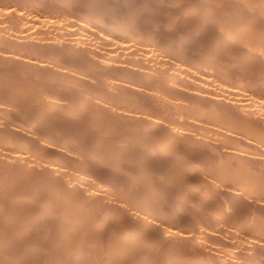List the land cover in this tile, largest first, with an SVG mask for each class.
<instances>
[{"label":"rangeland","instance_id":"374dc122","mask_svg":"<svg viewBox=\"0 0 264 264\" xmlns=\"http://www.w3.org/2000/svg\"><path fill=\"white\" fill-rule=\"evenodd\" d=\"M15 1L14 0H10V1L9 0H0V4H1L0 5V47H1L0 48V63H1V65H0V68H1V70H0V76H1L0 77V85H1L0 86V90H1L0 101H2V103L0 102L1 103L0 104V110H1L0 111V141L2 142V143L0 142V152H1L0 153V161H1L0 162V168H1L0 170H2L0 172V180L2 179V182L0 181V183H1L0 184V187H1L0 188V193H1L0 194V203H2V204H0V218H1L0 219V236H1L0 237V245H2L0 247V254L3 253L0 255V260H1L0 264H6V263L7 264H9V263L10 264H16L17 261H18L17 264H19V262H20V264H23V263L24 264H42V263L43 264H47V263L48 264H55V262L56 263L58 262L57 264H60V263L61 264H64V263L67 264L68 262H69L68 264H70V263L71 264H76V263L77 264H87V263L88 264H104V261L107 264H115L116 262L118 264H128V263L129 264H144V263L145 264H264V47H263L264 44H262V43H264V41H263L264 40V36H263L264 35V28H262L263 27L262 24L264 25V12H263L264 0H261V1L260 0H257V1L256 0H250L252 4L250 3L249 0H230V1L229 0H221V1H223V4L221 3V1L219 4L218 0H208L209 4L205 0H197V1L196 0H172V1L169 0V2L166 0H161V1L160 0H148V1L146 0V2H145V0H141L142 3L140 2V0H138V6H137V2H136L137 0L136 1L130 0L131 5H128L130 2L129 0H126L128 2H126L124 0H114L117 3H114L113 0H107L108 2L106 0H104V2H105L104 5L102 4L103 0H101L102 2L100 0H95L96 1L95 3L93 0H79L81 4L79 3L78 0H76V2H75V0H70L71 6H69L70 5L68 3L69 0H60L61 2L59 0H56L57 2L55 0H52V1H50V0H41V1L40 0H38V1L37 0H22V1L19 0L18 1L17 0L16 2ZM65 1H68V2L65 3ZM88 1H90L91 3ZM99 1L101 2V4H99ZM123 1L125 3H123ZM153 1H154V3H153ZM202 1L203 2L205 1V3H203ZM216 1H218V2H216ZM38 2H40V4ZM58 2H60V3H58ZM73 2L76 3V5ZM85 2L87 3V5ZM92 2L94 3V5ZM210 2L212 4V7H211ZM61 3L63 6L61 5ZM96 3L99 4L100 6H97ZM118 3H119V5H118ZM230 3H231V6H230ZM57 4H59V5H57ZM64 4H66L67 6ZM77 4L80 6H77ZM95 4H96V6H95ZM125 4H126V6H124ZM150 4H152V5H150ZM153 4H154V6H153ZM204 4H206V5H204ZM207 4H208V6H207ZM234 4H235V7H234ZM88 5L89 6L93 5L96 8H93V6H91L89 8V7H87ZM102 5H103V7H102ZM109 5H111V6H109ZM166 5H168L170 7L169 9L171 11L172 10L173 11L171 12L170 10H168V6H166ZM171 5L172 6L175 5V6L171 7ZM203 5H204V7H203ZM237 5H238V7H237ZM84 6H86V7H84ZM105 6L106 7L109 6V7H107V9L108 8L109 9L108 10H106V8L104 9ZM254 6H255V9L252 8ZM60 7H61V9H59ZM133 7H135V8H133ZM182 7H183V9H182ZM194 7H195V9H194ZM208 7H209V9H208ZM241 7H243V9ZM248 7H249V9H248ZM91 8H93L91 10V11H93V14H96V16L93 15L94 18L90 17V14L92 12L89 10ZM129 8L134 10V11L130 10ZM148 8H150V9H148ZM256 8L258 9V11H256L257 10ZM112 9H113V12L111 13ZM118 9H120V10H118ZM138 9H139V11L141 9V11L139 12ZM250 9H254V10H250ZM103 10H104V12H102ZM109 10H110V13H109ZM128 10H129V13H128ZM162 10H163V12H162ZM181 10H183V11L181 12ZM198 10H199V12H198ZM238 10H239L240 14L238 13ZM94 11H95V13H94ZM121 11H123V12L121 13ZM137 11H138V13H137ZM145 11H146V13H144ZM220 11H221V13H220ZM223 11H224V15H223ZM259 11H261V12H259ZM100 12L106 13V15L105 14L102 15ZM114 12L115 13L119 12L120 16H119V13L115 14ZM131 12H132V14H131ZM156 12H158V13H156ZM179 12L183 13V14H179ZM201 12H204V13H201ZM214 12H216V13H214ZM245 12L246 13L251 12V13L246 14ZM252 12H255V14H260V15L257 16ZM87 13H90V14H87ZM97 13H100V14H97ZM126 13L129 15L131 14L130 17ZM174 13L176 15H174ZM232 13H234V14H232ZM237 13L239 16L237 15ZM242 13H243V15H242ZM111 14H112V17H114V19L111 17ZM121 14L124 15V16L122 15L123 16L122 20H121ZM217 14H219V15H217ZM98 15L103 17V18L102 19L99 18V20H97L98 18H95V17H98ZM155 15L158 19L157 18L155 19ZM216 15L218 16L217 18H216ZM249 15H250V17H249ZM91 16H92V14H91ZM108 16H109V18H108ZM146 16H148V17H146ZM164 16L165 17L168 16V17L165 18ZM177 16L180 17V19L184 18V19H182L184 21L180 20ZM202 16H204V17H202ZM211 16L213 17V19ZM234 16H236V17L234 18ZM256 16H257V18H256ZM118 17H119V19H118ZM128 17L131 18L130 21H129ZM139 17L141 18L142 21L140 20ZM226 17H228L229 19ZM238 17L241 19L240 21H242V22H240V25H238L239 24V21H238L239 18ZM241 17H243V18H241ZM244 17H245V19H244ZM252 17H254V18H252ZM135 18L139 19L140 22L138 20H136ZM151 18H152V21H151ZM174 18L176 19V21ZM248 18H250V19H248ZM108 19H110V20H108ZM163 19H165V21ZM185 19H187V20H185ZM206 19L208 21L210 19V22L212 24H210V22H208ZM216 19H218V20L216 21ZM170 20H172L173 23H171ZM224 20H226L227 23H225ZM147 21H148V23H147ZM169 21H170V23H169ZM185 21H186V23H185ZM200 21H201V23H200ZM254 21H256V22H254ZM129 22H130V24H129ZM143 22H145L147 24H145ZM158 22H159V24H158ZM162 22L164 25L166 22L167 25L163 26ZM222 22H224V23H222ZM116 23H119V24H116ZM120 23H122V24H120ZM246 23H248V24H246ZM127 24L130 25L131 27L128 26ZM140 24L142 26L144 25L143 28L141 27ZM180 24H181V26H180ZM122 25H125V27ZM133 26H135L137 29ZM154 26H157V27H154ZM166 26H167V28H166ZM189 26H191L190 28H193V29H190ZM123 27H124V29H123ZM126 27H129V28H126ZM151 27L152 28L154 27L153 28L154 30H152ZM133 28H134V30H133ZM159 28H160V30H159ZM168 28H170V29H168ZM201 28H203V29H201ZM251 28H254V29H251ZM259 28H261V29H259ZM128 29H130V30H128ZM139 29H141L140 32H139ZM155 29H156V32L159 34H157L155 32ZM179 30H180V32H179ZM181 30L182 31L186 30L185 31L186 33L185 32L181 33L182 32ZM146 31H147V33H146ZM166 32H167V34H166ZM250 32H252V34ZM127 33H128V35H127ZM129 33L130 34L132 33L131 35L134 34L133 37ZM139 33H141V34H139ZM243 33L248 34L249 36L248 35L244 36ZM136 34H138L140 37L138 35L136 36ZM161 34L165 35V36L163 35L164 38L161 36ZM169 34H171V36ZM183 34L186 37V38L184 37V39H183ZM204 34L205 35L207 34V35L205 36ZM126 35L129 37V39H128V37H126ZM147 35L149 37H147ZM156 35H157V37H156ZM250 35H255V36L257 35V37L250 36ZM4 36H5V38H4ZM14 36L16 39H18V38L19 39L16 40L14 38ZM150 36H151V38H150ZM201 36H204V37H201ZM262 36H263V38H262ZM160 37L163 39L164 43L159 42V41H162V40L157 39ZM242 37H247L246 38L247 40L244 38L242 39ZM117 38L119 39L120 42L117 40ZM130 38L131 39L133 38V39L131 40ZM148 38H149V40H148ZM155 38L157 41H155ZM167 38H169V39H167ZM192 38L194 40H191ZM123 39H125V40H123ZM164 39H166L167 41ZM172 39H173V41H172ZM177 39L179 42L177 41ZM239 39L243 40V41H240ZM252 39H254V40H252ZM258 39H260V40L257 41ZM147 40H148V43L145 42ZM169 40H170V42H169ZM196 40L198 41V43ZM15 41H18V43ZM152 41H155L156 43L152 42ZM165 41L167 42L166 45L168 44L167 46L165 45ZM149 42L150 43L152 42V43L149 44ZM171 42L174 44H172ZM192 42H193V44H192ZM260 42H262V43H260ZM119 43H122V44H119ZM132 43L133 44L136 43V44L133 45ZM194 43H195V46H194ZM252 43H256V44H252ZM179 44H180V46H179ZM260 44H261V47H260ZM46 45H48V46H46ZM70 46H74L75 49H73ZM109 46H111V47H109ZM124 46L127 48H125ZM155 46H157V47H155ZM185 46L186 47L188 46L189 48L188 47L186 48ZM199 46H201V47H199ZM209 46H210V48H209ZM255 46H257V47H255ZM41 47H42V49H41ZM159 47H163V48L165 47V48L163 50V48H159ZM173 47H174V49H173ZM193 47L199 48L200 51L196 48L194 49ZM88 48H90V49H88ZM77 49L78 50L80 49L79 53L82 52L81 54L82 55L84 54L83 56H81V58H80V56L79 57L77 56V55H81L78 53ZM115 49H117V51H115ZM125 49H127V50H125ZM177 49H179V50H177ZM262 49H263V51H262ZM69 50H71V51L69 52ZM94 50L96 51L95 53H94ZM108 50L109 51L111 50V51L109 52ZM146 50H147V52H146ZM184 50L187 53H188V51L190 53L187 54ZM196 50H197L198 54L195 53ZM252 50H254L255 52ZM36 51H38V53ZM85 51H86V53H85ZM120 51L122 52V54ZM130 51H132V52H130ZM169 51H170V53H169ZM175 51L176 52L181 51V52L179 54L177 52V54H176ZM91 52H93V53H91ZM144 52H146V53H144ZM174 52H175V54H173ZM46 53H48V54H46ZM99 53L101 54L102 57L100 56ZM105 53H109V54L107 55ZM167 53H169V54H167ZM59 54H60V56H59ZM93 54H95V55H93ZM191 54H193L194 56L195 55H198V56L194 57ZM89 55H92V57ZM188 55H189V57H188ZM39 56H41V57H39ZM47 56L49 58H47ZM93 56H94V58H93ZM173 56H174V58H173ZM190 56L193 57V60H192V57L190 58ZM205 56H207V57H205ZM214 56L217 57V59L215 57L216 62L214 60ZM50 57H52V58L50 59ZM83 57H85V58H83ZM95 57L96 58L98 57L99 61ZM106 57H108V58H106ZM4 58H5V60H4ZM77 58L78 59L80 58L79 60H81V61L90 58V60L82 61L83 63L85 62L84 64L87 67H85L82 62L79 64L80 61H77L78 60ZM184 58H187V59L190 58L189 59L190 61H188ZM208 58H210V59H208ZM6 59H7V61H6ZM58 60L59 61L61 60V61L59 62ZM95 60L98 62H96ZM185 60H186V62H185ZM200 60H202V61H200ZM52 61H54V62H52ZM55 61H57L59 64L55 63ZM2 62H4V63H2ZM69 62H71V63H69ZM94 62H95V64L96 63L97 64L94 65L93 64ZM188 62H189V64H188ZM201 62L202 63L205 62V63L202 64ZM72 63L74 65H72ZM90 63L93 64V67H92V65H90ZM195 63H197V64H195ZM77 64L81 65V66H78ZM98 64L101 66H99ZM209 65H211V67ZM25 66L27 67V69ZM76 66H78L79 68ZM145 66H146V68H145ZM204 66H205V68H204ZM18 67L19 68L22 67V69L21 68L19 69ZM99 67H100V70H99ZM148 67H149V69H148ZM74 68H76V69H74ZM85 68H87V69H85ZM103 68H104V70H103ZM80 69H81V72H79ZM107 69H109V70H107ZM184 70H185V73L183 72ZM7 71H8L9 75L7 74ZM86 71L89 73H87ZM90 71H92V72L90 73ZM97 71L98 72L102 71V72L98 73ZM159 71L163 72V73H160ZM5 72H6V75H5ZM116 72L118 73V75ZM10 73H12L13 76ZM106 73H107L108 77L106 76ZM113 73H114V75H113ZM17 74H20L19 78H17L18 77ZM22 74H23V76H21ZM130 74H132V75H130ZM99 75H101L102 78ZM115 75H117V76H115ZM140 75H141V77H140ZM33 76H35L38 79H36ZM41 76H43V77H41ZM54 76H56V77H54ZM167 76H168V78H167ZM170 76H172V77H170ZM8 77H10L11 80ZM25 77H27V78H25ZM50 77H52V78H50ZM155 77H156V79H154ZM173 77H174V79H173ZM5 78H6V80L7 79L8 80L5 81ZM93 78H96V79H93ZM99 78H100V80H99ZM169 78H171V79H169ZM176 78L177 79L179 78V79L177 80ZM26 79H27V81H26ZM101 79H103L104 81L102 80L103 82L100 83ZM145 79H147V80H145ZM166 79H169V80H166ZM14 80H15V82H14ZM24 80H25V82H23ZM54 80L55 81L58 80L61 83L55 82ZM163 80L165 82H163ZM8 81H11V82L8 83ZM31 81H33V82H31ZM47 81H49V82H47ZM70 81L73 83L71 84ZM21 83H23V84L21 85ZM36 83H38V84H36ZM53 83H56V84H53ZM77 83H78V85H77ZM148 83L149 84L151 83L152 85L151 84L149 85ZM17 84H19V85H17ZM45 84H46L47 88H46V86H44ZM68 84H70V86ZM100 84L103 85L104 87L103 86L101 87ZM166 84H168V85L166 86ZM3 85H5V86H3ZM90 85L93 87V89H91L92 87ZM6 86H8V87H6ZM18 86H20L22 89L20 87L18 88ZM24 86L26 88L27 87H29V88L26 89ZM32 86H33V88H31ZM168 86H169V88H168ZM66 87H68V88H66ZM162 87H165V88H162ZM4 88H5V90H3ZM23 88H25V90ZM38 88H39V91H38ZM70 88H71V90H70ZM81 88H83V89L81 90ZM84 88H85V90H88V91H86L87 94L85 93ZM101 88H102V90H101ZM155 88H156V90H155ZM41 89L42 90L44 89V92H46V93H43ZM97 89H99V91H97ZM167 89H169V90L166 91ZM232 89L234 90V92ZM65 90H67V91H65ZM83 90H84V92H83ZM105 90H107V91H105ZM119 90H121V94H119L120 93ZM173 90H174V93H173ZM37 91H38V93H36ZM81 92H83V93L80 94ZM116 92H118V93H116ZM175 92L176 93L179 92L180 94H177V96H176ZM6 93L8 96L6 95ZM23 93H25L26 95ZM30 93H31V96L33 95L32 97L30 96ZM39 93H40V95H39ZM47 93H49V94H47ZM69 93H70V95H69ZM71 93L73 96L71 95ZM169 93H171V94H169ZM12 94H13V96H12ZM163 94H165V95H163ZM181 94H182V96L180 97ZM42 95H43V98H42L43 100L41 99ZM107 95L109 96V98L107 97ZM118 95L119 96L123 95L125 98L123 96L119 97ZM127 95H128V97H126ZM23 96L25 99L22 98ZM133 96H135V98ZM18 97L20 98V100ZM28 97H29V100L27 99ZM74 97L76 98V100ZM106 97H107V99H105ZM110 97H111V99H110ZM129 97L132 100L128 99ZM145 97L148 99H152V100L145 99ZM183 97L184 98L188 97V98L184 99ZM16 99H18V100H16ZM45 99H46V101H45ZM62 99L65 101H63ZM71 99H72V101H71ZM73 99H74V101H73ZM112 99H114V100H112ZM121 99H123V100H121ZM124 99L125 100L127 99V101H124ZM133 99L134 100L136 99L135 100L136 103H134L135 101ZM33 100H34V102H33ZM80 100H82L81 102L83 104L80 102ZM87 100H88V102H87ZM106 100L109 101V103L106 102ZM185 100H186V102H185ZM21 101H23V102H21ZM43 101H45V102H43ZM48 101H50V102H48ZM60 101H62V102H60ZM10 102L11 103L14 102V103L11 105ZM116 102L118 104H116ZM145 102L148 104V106ZM5 103H7V104H5ZM80 103H81V105H79L80 106L79 107L78 104H80ZM120 103H122V105ZM131 103H133V105H131ZM144 103H145V105H143ZM45 104L47 105L46 107H45ZM48 104H50V106ZM62 104H63V106H62ZM64 104H65V107H64ZM36 105L38 108L36 107ZM57 105L58 106L60 105V106L57 107ZM67 105L68 106L70 105V109ZM85 105H88V106H86L88 109L85 107ZM100 105L103 107H101ZM18 106H20V107H18ZM39 106H42V108L41 107L39 108ZM72 106H73V108L74 107L75 108L73 109ZM82 106H84V107H82ZM91 106L92 107L95 106L94 107L95 109L94 108L92 109ZM15 107L19 108L20 110L19 109L16 110ZM50 107H53V109ZM96 107L98 110L96 109ZM104 107L107 109H105ZM125 107H127V108H125ZM89 108H90V110H89ZM100 108L103 110H101ZM21 109L26 111V112L22 111ZM44 109L45 110L48 109L49 111L48 110L45 111ZM104 109L107 111H105ZM38 110H39V112H38ZM63 110H65V111H63ZM66 110H69V111H66ZM71 110L73 112H70ZM77 110L78 111L82 110L81 112H84V113L77 112ZM94 110L96 112L98 111L97 112L98 114ZM160 110L162 113L160 112ZM35 111H37V112H35ZM169 111H171V112H169ZM1 112H3V113H1ZM6 112H7L8 116H7ZM22 112H24V113H22ZM56 112H57V114H56ZM62 112L64 114L67 113V114H65V117H64V114H62ZM89 112H90L91 116H90ZM94 112L97 115L92 114ZM101 112H102V114H101ZM15 113H18V114H15ZM195 113H197V114H195ZM60 114H62L63 117ZM99 114L101 116L103 115L102 116L103 118ZM45 115H46V117H45ZM74 115L75 116L77 115V116L75 117ZM9 116L12 117L13 120ZM92 116H94V117H92ZM113 116H115V117H113ZM116 116L118 119L116 118ZM121 116H123V117H121ZM14 117H15V119H14ZM17 117L18 118L20 117V118L17 119ZM21 117H23V118H21ZM47 117L50 119L47 120L48 119ZM66 117H67V119H66ZM79 118H81V119H79ZM101 118H102V120H101ZM109 118H110V120L112 119L111 121L113 122V124L109 120ZM21 119H22V122H21ZM59 119L61 122L59 121ZM94 119H96V121ZM10 120H11V122H10ZM53 120L55 121V123ZM87 120H89V121H87ZM46 121H48V123H46ZM109 121H110V123H109ZM125 121H126V123H125ZM13 122H15V123L13 124ZM67 122H68V124H67ZM94 122H95V124H94ZM133 122H135V123H133ZM64 123H65V126H64ZM78 123H79V125H78ZM108 124H110V125H108ZM50 125H53V126H50ZM90 125H91V127H90ZM120 125H122V126H120ZM54 126H56V127H54ZM61 127H63V128H61ZM114 127H115V129H113ZM140 127H143V129ZM45 128H47V129H45ZM59 128H61V129H59ZM125 128H126V130H125ZM12 129L13 130L15 129L14 130L15 132ZM74 129L77 130V132L75 131V133H73ZM108 129L110 130V132L108 131ZM117 129L119 130V132ZM138 129H139V132H138ZM144 129H146V130H144ZM48 130H49V132H48ZM97 130H98L99 134L97 133ZM123 130H124V132H123ZM147 130L148 131L150 130V131L147 132ZM10 131H12V132H10ZM50 131H52L51 132L52 134L50 133ZM92 131H93V134H92ZM141 131H143V132H141ZM100 132H101V135H100ZM77 133H78V135H77ZM95 133L97 135H95ZM140 133H142V134H140ZM7 134L9 135V137ZM80 134H82V135L80 136ZM123 134H124V136H123ZM17 135H19V136H17ZM63 135H64L65 139L67 138L66 140L63 138ZM99 135L101 138H99V137L97 138V136H99ZM141 135H142V138H141ZM1 136H4V137L2 138ZM134 136L136 139L134 138ZM75 137H76V140H74ZM137 137H139V138H137ZM5 138H6V140H5ZM107 138H110V139H108V142H107ZM117 138L120 140H118ZM13 139H15V140H13ZM101 139H103V140H101ZM138 139H140V140H138ZM147 139L149 140V142ZM62 140H64V141H62ZM156 140H157V142H156ZM99 141H101V144ZM143 141L145 143H142ZM20 142H22V144ZM133 142H134V145H133ZM41 143H43V145ZM96 143L97 144L99 143L98 144L99 146ZM115 143H117V144H115ZM126 143H128V147H127ZM138 143L139 144L141 143V144L139 145ZM164 143H165V145H164ZM172 143H174V144H172ZM176 143L177 144L180 143V144L177 145ZM1 144H3V145L6 144V146H3ZM23 144L27 145L28 147L27 146L23 147ZM73 144H74V146H73ZM82 144H83V146H82ZM63 145H66V146H63ZM70 145H72V146H70ZM109 145H111V146L109 147ZM115 145H117L118 147ZM136 145H138L139 147ZM13 146H15V147H13ZM88 146H90V147H88ZM140 146H141V148H140ZM68 147H72V148L68 149ZM73 147L76 149H74ZM9 148H11V149H9ZM18 148H20V149H18ZM118 148L119 149L121 148V149L119 150ZM135 148L139 153L134 150ZM138 148H140V149H138ZM179 148H181V149H179ZM22 149H24V150L22 151ZM105 149L107 151H105ZM124 149H125V151H124ZM164 151H165V153H164ZM35 152H37V153H35ZM39 152H41V153H39ZM82 152L85 155L87 154L88 157L84 156L82 154ZM91 152H92L93 156H92ZM97 152L100 154H95ZM136 152L138 155L136 154ZM30 153H32V154H30ZM42 153H43V155H41ZM130 153H132V154H130ZM154 153L156 154L155 155L156 157L154 156ZM161 153L162 154L164 153V154L161 155ZM103 154H104V156H102ZM128 154H130V155H128ZM121 155H122V157H121ZM34 156H36V157H34ZM124 156L126 158H124ZM148 156H149V158L150 157L151 158L149 159ZM94 157H96L97 160H96V158L94 159ZM102 157H103V159H102ZM143 157H145V158H143ZM71 158L73 159L72 161H71ZM85 158H86V160H84ZM16 159H18V162ZM88 159L90 160V162H91V160L93 162L89 163ZM157 159L159 161H157ZM101 160H103L105 165H104V163L101 162ZM107 160H109V162ZM139 161L140 162L143 161V162L139 163ZM84 162H86V163H84ZM94 162H95V164H94ZM112 162H113V164L115 162V164L113 165ZM9 163H12V164H9ZM23 163H25V164L27 163L26 166H24L25 164H23ZM96 163H98V164H96ZM117 163L120 164L119 166H122V167L119 168ZM142 163H144V164H142ZM75 164H77L80 168H78V166ZM125 164H126V166H125ZM160 164H161V166H160ZM27 165L30 167H28ZM85 165H86V167H88V171H87V168L85 167ZM110 165H111V168H110ZM147 165H148V168H147ZM167 165H168V167H167ZM40 166H41V168H40ZM103 166H105L107 169ZM15 167H16V169H15ZM26 167H28V169ZM43 167H44V169H42ZM98 167H100V168H98ZM127 167H129L130 170ZM138 167L140 169H138ZM156 167L158 170H163L164 173H162L163 171H158L156 169ZM3 168H5V169L3 170ZM20 168H22V169H20ZM60 169H61V171H60ZM84 169H86V170H84ZM117 169L118 170L121 169V170L118 171ZM8 170H9V172H8ZM34 170H36V171H34ZM56 170H58V171H56ZM94 170H95V172H94ZM101 170H102V172H101ZM143 170L145 173L143 172ZM165 170H166L167 174H165L166 173ZM22 171H23V173H22ZM135 171H137V172H135ZM27 172H28V174H27ZM32 172H33V174H32ZM41 172H42L41 175L45 176V177H41V175H40ZM80 172L81 173L83 172V173L81 174ZM146 172H148L149 175ZM157 172H159V173H157ZM15 173H17V174H15ZM48 173H49V175H48ZM69 173L73 174V176L72 175L69 176ZM102 173H103V175H102ZM105 173H107L106 176H105ZM125 173H126V175H125ZM151 173H152V175L150 176ZM5 174H6V176H4ZM34 174L36 175L35 177H34ZM78 174H80L81 176ZM86 174H87V176H86ZM129 174H132V175H129ZM140 174H141V177H140ZM11 175H12V177H10ZM90 175H91V177H89ZM142 175H143V177H142ZM27 176H28V178H25ZM47 176L48 177L50 176V177L48 178ZM94 176L97 178H95ZM104 176H105V178H104ZM17 177L24 179L26 183L24 182V180H21L20 178L18 179ZM32 177H34V178H32ZM54 177L56 180L54 179ZM135 177L137 178V180L135 179ZM152 177H153V179H152ZM109 178H111V179H109ZM163 178H165V179H163ZM9 179H10L11 183L9 182ZM13 179H15L16 181ZM46 179H48V180H46ZM129 179H131V180L129 181ZM149 179H151V180H149ZM3 180H4V182H3ZM159 180H160V182H159ZM14 181L17 183H15ZM45 181H47L46 182L47 184L45 183ZM86 181H88V182H86ZM89 181H91V183ZM141 181H142V183H141ZM146 181H147V183H146ZM53 182H54L55 186H54V184H52ZM115 182H116V185L113 184ZM129 182H130V184H129ZM44 183L46 184V186ZM56 183H57V185H56ZM118 183H120L122 185H120V184L117 185ZM158 184H160V185H158ZM9 185L11 186V188ZM35 185H37V186H35ZM96 186H98V187H96ZM140 186L142 189L140 188ZM194 186H196V187H194ZM2 187H3V189H2ZM6 187H8V188H6ZM17 187H18V189H16ZM35 187H37V188H35ZM57 187H58V189H57ZM63 187L66 189H63ZM107 187L108 188L110 187V190H108ZM112 187H113V189H112ZM118 187H120V188H118ZM146 187H150V189H148ZM162 187H163V189H162ZM192 187L195 189L198 188L196 190V192L190 191V189ZM45 188L47 190H45ZM122 188H123V190H122ZM11 189L13 190V192ZM130 189H132L134 191L137 190V191L134 192ZM160 189L162 191H160ZM18 190H20V191H18ZM71 190H72V193H69V191H71ZM75 190L77 193L75 192ZM151 190L152 191L154 190V192H152ZM5 191H6V194L4 193ZM54 191H55V193H54ZM59 191H61V192H59ZM66 191H67V194H69V195L71 194V195L67 196ZM127 191L130 193H125ZM142 191H145V192L147 191V193L145 194V192H142ZM137 192H138V194H137ZM141 192L144 193V196H143V194L141 196ZM31 193H32V198H30ZM64 193H65L64 196H66L65 198L63 197ZM121 193H123V195ZM22 194H24V195H22ZM84 194H85V197H84ZM87 194H88V196H87ZM126 194H129V195H126ZM159 194H161V196H159ZM162 194H163V196H162ZM79 195L81 196V198H79L80 197ZM90 195H92V196H90ZM124 195H126V196H124ZM146 195L149 198V200H148V198L145 199ZM22 196H24V197H22ZM77 196H78V198H77ZM87 197H90V198L88 199ZM92 197H94V199ZM129 197H131V198H129ZM142 197H144V198H142ZM161 197H163V198L166 197V198L164 200L163 198L161 199ZM189 197H191V198H189ZM39 198H40V200H39ZM69 198H71V200ZM83 198L86 200H84ZM167 198H168V200H167ZM12 199H13V201H12ZM26 199H27L28 203H27ZM29 199H30V202H29ZM81 199H83L84 201ZM153 199H155V200H153ZM36 200H37V202H36ZM42 200L44 201V203ZM58 200H60V201H58ZM72 200L76 201V202L74 201L75 204ZM78 200H80V201H78ZM50 201L53 203H51ZM69 201H71L72 205L69 204L70 203ZM95 201H97L98 203ZM143 201H144V203H143ZM146 201H148V202H146ZM149 201H151V203ZM156 201L157 202L159 201L160 204H158ZM152 202L153 203L155 202V203L153 204ZM8 203H10V204H8ZM16 203L18 205V208H17ZM38 203H40V204H38ZM49 203H50V207H49ZM37 204H38V206H37ZM80 204H82V206ZM89 204H91L92 206H90ZM126 204H128V205H126ZM136 204H138L140 206H137ZM22 205H25V206H22ZM35 205H36L37 209H36ZM145 205L147 207L144 208ZM20 206H21V208H20ZM28 206L29 207L31 206V207L29 208ZM149 206L152 208H150ZM8 207H10V208H8ZM12 207H13V209H12ZM81 207H82V209H81ZM92 207H93V209H92ZM116 207H118V210ZM148 207H149V209H148ZM156 207H157V210H156ZM39 208H41L42 210ZM56 208L57 209L61 208V209H59L61 211L57 210ZM135 208H136V210H135ZM146 208H147V212H148V210L150 211L152 209L151 212H148V213L144 212V209H146ZM37 210H38V212H37ZM48 211H52V213H50ZM58 211H59V213H58ZM79 211H80V213H79ZM99 211H101V212H99ZM163 211H165V212H163ZM87 212H88V214H87ZM33 213H34V216H31V215H33ZM56 213L58 215H56ZM114 213L116 215H114ZM120 213H122V214H120ZM3 214H4V216H3ZM49 214H51V215L49 216ZM80 214H81V216L78 217V215H80ZM153 214H155L154 215L155 217L153 216ZM36 215H39V216H36ZM44 215L46 216L47 219H45ZM113 215H114V217H113ZM26 216H27V218H26ZM42 216H44V217H42ZM87 216L89 219L87 218ZM90 216H92V217H90ZM110 216H112V217H110ZM120 216H121V218H120ZM122 216H123V218H122ZM12 217L13 218L15 217L14 220H12L13 219ZM65 217L66 218L69 217V218L66 219ZM101 217H102V219H101ZM57 218H58V220H57ZM78 218L80 220H78ZM8 219H10L11 222L12 221L13 222L12 223L9 222L10 220H8ZM20 219H22L23 222ZM26 219H27V221H26ZM32 219H33V221H31ZM42 219H43V221H42ZM129 219H130V221H128ZM94 220L95 221L97 220V221L95 222ZM134 220H136V221H134ZM15 221L18 223V225L15 224L16 223ZM58 221L63 222V223H60ZM104 221H106V222H104ZM7 222H9L11 224H9V226H7V224H8ZM20 222H22L23 225ZM80 222H82V223H80ZM101 222L104 225L106 224L105 227ZM46 223H48V224H46ZM84 224H86L88 226H86ZM26 225H28V226H26ZM94 225H96V226H94ZM128 225H130V226H128ZM136 225H137V227H136ZM17 226H19L21 229H18L19 227L17 228ZM21 226H23V228ZM33 226L35 229L33 228ZM39 226H41L43 229ZM78 226H80V227H78ZM81 226H82V228H81ZM102 226H103V228H102ZM11 227H13V229H11ZM28 227H29V229H28ZM65 227L66 228L69 227V228L66 229ZM94 227H96V229ZM152 227H153V229H152ZM111 228H113V230ZM131 228H133V229H131ZM26 229H27V232H26ZM50 229H51V231H50ZM31 230H33V231L35 230L34 231L35 234L33 233V231L31 232ZM62 230L65 232H63ZM82 230H84L85 233L86 232H88V233H86V235H85ZM144 231H146V232L148 231V232L146 233ZM19 232L22 235L24 233V235L23 236L20 235ZM37 232H38V234H37ZM43 232L44 233L46 232L45 234L48 233L47 234L48 236H46ZM16 233H18V234H16ZM26 233L27 234L29 233V235H27ZM89 233H90V235H89ZM125 233L131 234L132 238H130V240H127V241L124 240ZM94 234H95V236H93ZM15 236H16L18 241L16 240ZM76 236H77V238H76ZM146 236H148V237H146ZM65 237H67V239H65ZM82 237H84V238H82ZM93 237L95 240L93 239ZM109 237H111V238H109ZM145 237H146V239H145ZM12 238H14V239H12ZM24 238H25V240H23ZM139 238L141 239V241H139L140 240ZM3 239H6V240H3ZM51 239L53 241H51ZM60 239H62V240H60ZM74 239H75V241H74ZM83 239H84V241H83ZM105 239L107 240L106 242H105ZM113 239H114V241H113ZM47 240H48V242H47ZM89 240L90 241L92 240V241L90 242ZM157 240H158V242H157ZM21 241H22V243H21ZM86 241H88L89 244H87ZM96 241L99 243L97 244ZM3 242L5 243V245H3L4 244ZM6 242H8V243L10 242L9 244L11 246L8 243L6 244ZM20 243H21V245H20ZM40 243H41V245H40ZM42 244L44 245V247L42 246ZM65 244H67V245H65ZM108 244H109V246H108ZM113 244H114V246H113ZM133 244H135V245H133ZM144 244H145V246L150 245V246H148V247H150L149 248L150 250L148 249L147 246H146L147 247L146 248L144 246ZM54 245H56V248H53V247H55ZM58 245H60V247ZM61 245H62V247H66V248L63 249L61 247ZM98 246H102V247H98ZM106 246H108V248ZM30 247H32L33 250ZM57 247H59V248H57ZM137 247H139L140 249ZM12 248H13V250H12ZM27 248H28V250H27ZM43 248H44V250H43ZM101 248H102V250H101ZM136 248L138 250H136ZM60 249H62V250H60ZM92 249H93V251H92ZM174 249H175V251H174ZM6 250H7V253L5 252ZM11 250H12V252H11ZM17 250H18V252H17ZM48 250H50L51 252L50 251L47 252ZM120 250H121V252H120ZM22 251H24V252H22ZM62 251L64 252V254L62 253ZM74 251H77V254ZM88 251H89V253H88ZM97 251L98 252L100 251V253H98ZM101 251L104 253L107 251L108 254H107V252L105 253L106 255L104 253L102 254ZM112 251L115 253L113 254ZM116 251L118 253H116ZM13 252H16V253L14 254ZM31 252L33 253V255H31L32 254ZM37 252L40 254H38ZM43 252L45 253V256L47 258L44 256ZM68 253L70 254V256ZM81 253H83L84 255H82ZM109 253L111 254V256L109 255ZM120 253H122V254H120ZM6 254L8 257L6 256ZM12 254H14V255H12ZM19 255L21 257H19ZM87 255H88V257H87ZM96 255H99V256H96ZM116 255H118V256H116ZM134 255H135V257H134ZM40 256L43 259L45 257V260H43ZM76 256L78 258H76ZM80 256H82V259ZM84 256H85V258H84ZM153 256H154V258H153ZM14 257L16 258L15 260H14ZM96 257L98 258V260ZM110 257H112V258H110ZM114 258H117V259H115L116 261L114 260ZM9 259L10 260L12 259V260L9 262L8 261ZM20 259H22V260H20ZM71 260L74 262H72ZM86 260H87V262H86ZM96 260L99 263H97ZM106 260H108V262H106ZM14 261H16V262H14ZM12 262H14V263H12Z\"/></svg>","mask_w":264,"mask_h":264},{"label":"bare ground","instance_id":"6f19581e","mask_svg":"<svg viewBox=\"0 0 264 264\" xmlns=\"http://www.w3.org/2000/svg\"><path fill=\"white\" fill-rule=\"evenodd\" d=\"M9 1H10V0H9ZM14 1H15V0H14ZM16 1H17V0H16ZM16 1H15V2H16ZM18 1H19V0H18ZM21 1H22V0H21ZM37 1H38V0H37ZM40 1H41V0H40ZM50 1H52V0H50ZM55 1H56V0H55ZM59 1H60V0H59ZM78 1H79V0H78ZM93 1H94V3L96 2L95 0H93ZM100 1H101V0H100ZM100 1H99V4H101V2H102V1H101V2H100ZM106 1H107V0H106ZM113 1H114V0H113ZM124 1H126V0H124ZM124 1H123V3H125ZM129 1H130V0H129ZM135 1H136V0H135ZM147 1H148V0H147ZM160 1H161V0H160ZM166 1L169 2V0H166ZM171 1H172V0H171ZM196 1H197V0H196ZM205 1H206L207 3L209 2L208 0H205ZM205 1H204V2L202 1V2L205 3ZM218 1H219V2H218ZM218 1H216V2H218V3L220 4V1H221V0H218ZM229 1H230V0H229ZM249 1H250V0H249ZM256 1H257V0H256ZM260 1H261V0H260ZM11 2H12V1H11ZM53 2H54V1H53ZM56 2H57V1H56ZM60 2H61V1H60ZM60 2H58V3H60ZM66 2H68V1H65V3H66ZM75 2H76V0H75ZM88 2H90V1H88ZM107 2H108V1H107ZM107 2H106V3H107ZM119 2H120V1H119ZM126 2H128V1H126ZM133 2H134V1H133ZM136 2H137V6H138V0H137ZM140 2H141V0H140ZM145 2H146V0H145ZM168 2H167V3H168ZM192 2H193V1H192ZM199 2H200V1H199ZM38 3L40 4V2H38ZM68 3L70 4L71 1L69 0ZM73 3H74V2H73ZM73 3H72V4H73ZM79 3H80V1H79ZM85 3H86V2H85ZM90 3H91V2H90ZM92 3H93V2H92ZM94 3H93V5H94ZM97 3H98V2H97ZM97 3H96V4H97ZM104 3H105V2H104V0H103V3H102V4L104 5ZM114 3H117V2L114 1ZM120 3H121V2H120ZM123 3H122V4H123ZM141 3H142V2H141ZM141 3H140V4H141ZM151 3H152V2H151ZM153 3H154V1H153ZM155 3H156V2H155ZM187 3H188V2H187ZM193 3H194V2H193ZM221 3L223 4V1H221ZM233 3H234V2H233ZM250 3H251V1H250ZM255 3H256V2H255ZM2 4H3V3H2ZM49 4H50V3H49ZM52 4H53V3H52ZM74 4L76 5V3H74ZM80 4H81V3H80ZM83 4H84V3H83ZM96 4H95V6H96ZM99 4H97V6H100ZM126 4H127V3H126ZM126 4H125L124 6H126ZM144 4H145V3H144ZM165 4H166V3H165ZM171 4H172V3H171ZM195 4H196V3H195ZM208 4H209V3H208ZM208 4H207V6H208ZM210 4H211V2H210ZM214 4H215V3H214ZM214 4H213V5H214ZM251 4H252V3H251ZM263 4H264V3H263ZM0 5H1V4H0ZM6 5H7V4H6ZM57 5H59V4H57ZM61 5H62V3H61ZM64 5H66V4H64ZM86 5H87V3H86ZM89 5H90V4H89ZM89 5L87 6V7H89V8H90L91 6H93V5H91V6H89ZM103 5H102V7H103ZM105 5H106V4H105ZM118 5H119V3H118ZM128 5H131V1L129 2ZM132 5H133V4H132ZM146 5H147V4H146ZM150 5H152V4H150ZM150 5H149V6H150ZM169 5H170V4H169ZM204 5H206V4H204ZM204 5H203V7H204ZM225 5H226V4H225ZM257 5H258V4H257ZM257 5H256V6H257ZM9 6H10V5H9ZM9 6H8V7H9ZM62 6H63V5H62ZM66 6H67V5H66ZM66 6H65V7H66ZM69 6H71V4H70ZM69 6H68V7H69ZM73 6H74V5H73ZM77 6H80V5L77 4ZM77 6H76V7H77ZM109 6H111V5H109ZM109 6H107V7H109ZM114 6H115V5H114ZM153 6H154V4H153ZM153 6H152V7H153ZM155 6H156V5H155ZM157 6H158V5H157ZM161 6H162V5H161ZM166 6H168V5H166ZM174 6H175V5H174ZM174 6L171 5V7H174ZM176 6H177V5H176ZM194 6H195V5H194ZM214 6H215V5H214ZM230 6H231V3H230ZM230 6H229V7H230ZM251 6H252V5H251ZM259 6H260V5H259ZM259 6H258V7H259ZM261 6H262V5H261ZM58 7H59V6H58ZM76 7H75V8H76ZM84 7H86V6H84ZM102 7H101V8H102ZM107 7L105 6L104 9L106 8V10H108L109 8L107 9ZM117 7H118V6H117ZM117 7H116V8H117ZM135 7H136V6H135ZM135 7H133V8H135ZM152 7H151V8H152ZM163 7H164V6H163ZM183 7H184V6H183ZM183 7H182V9H183ZM200 7H201V6H200ZM200 7H199V8H200ZM211 7H212V4H211ZM217 7H218V6H217ZM234 7H235V4H234ZM237 7H238V5H237ZM249 7H250V6H249ZM249 7H248V9H249ZM62 8H63V7H62ZM70 8H71V7H70ZM77 8H78V7H77ZM82 8H83V7H82ZM93 8H96V7L93 6ZM93 8H91L89 11H91ZM98 8H99V7H98ZM118 8H119V7H118ZM140 8H141V7H140ZM156 8H157V7H156ZM156 8H155V9H156ZM169 8H170V7L168 6V10H170ZM176 8H177V7H176ZM185 8H186V7H185ZM189 8H190V7H189ZM196 8H197V7H196ZM199 8H198V9H199ZM230 8H231V7H230ZM241 8L243 9V7H241ZM252 8L255 9V6L252 7ZM262 8H263V7H262ZM16 9H17V8H16ZM59 9H61V7H60ZM65 9H66V8H65ZM67 9H68V8H67ZM78 9H79V8H78ZM113 9H114V8H113ZM113 9H112L111 13L113 12ZM124 9H125V8H124ZM126 9H127V8H126ZM129 9H130V8H129ZM144 9H145V8H144ZM148 9H150V8H148ZM162 9H163V8H162ZM187 9H188V8H187ZM191 9H192V8H191ZM194 9H195V7H194ZM202 9H203V8H202ZM206 9H207V8H206ZM208 9H209V7H208ZM224 9H225V8H224ZM248 9H247V10H248ZM254 9H250V10H254ZM256 9H257V8H256ZM87 10H88V9H87ZM98 10H99V9H98ZM106 10H105V11H106ZM115 10H116V9H115ZM118 10H120V9H118ZM121 10H122V9H121ZM130 10H132V9H130ZM168 10H167V11H168ZM196 10H197V9H196ZM214 10H215V9H214ZM220 10H221V9H220ZM250 10H249V11H250ZM95 11H96V10H95ZM95 11H94V13H95ZM116 11H117V10H116ZM124 11H125V10H124ZM132 11H134V10H132ZM138 11H139V9H138ZM138 11H137V13H138ZM140 11H141V9H140ZM140 11H139V12H140ZM142 11H143V10H142ZM158 11H159V10H158ZM170 11H171V10H170ZM170 11H169V12H170ZM172 11H173V10H172ZM172 11H171V12H172ZM177 11H178V10H177ZM182 11H183V10H181V12H182ZM200 11H201V10H200ZM206 11H207V10H206ZM256 11H258V9H257ZM14 12H15V11H14ZM86 12H87V11H86ZM91 12H92V13H91L92 16H91L90 13H87V14H90V17H91V18L93 17V15L96 16V14H93V11H91ZM102 12H104V10H103ZM122 12H123V11H121V13H122ZM148 12H149V11H148ZM160 12H161V11H160ZM160 12H159V13H160ZM162 12H163V10H162ZM198 12H199V10H198ZM233 12H234V11H233ZM259 12H261V11H259ZM259 12H258V13H259ZM263 12H264V10H263ZM100 13H101V12H100ZM100 13H97V14H100ZM109 13H110V10H109ZM109 13H108V14H109ZM114 13H115V12H114ZM118 13H119V12H118ZM118 13H115V14H118ZM124 13H125V12H124ZM124 13H123V14H124ZM128 13H129V10H128ZM137 13H136V14H137ZM142 13H143V12H142ZM144 13H146V11H145ZM150 13H151V12H150ZM152 13H153V12H152ZM156 13H158V12H156ZM167 13H168V12H167ZM201 13H204V12H201ZM209 13H210V12H209ZM214 13H216V12H214ZM220 13H221V11H220ZM227 13H228V12H227ZM234 13H235V12H234ZM234 13H232V14H234ZM238 13H239V10H238ZM238 13H237V15H238ZM245 13H246V12H245ZM247 13H248V12H247ZM247 13H246V14H247ZM250 13H251V12H250ZM250 13H248V14H250ZM252 13L255 14V12H252ZM101 14H102V15H103V14L106 15V13H101ZM115 14H114V15H115ZM123 14H121V20H122V17L124 16ZM126 14H127V13H126ZM131 14H132V12H131ZM131 14H130V15H131ZM148 14H149V13H148ZM171 14H172V13H171ZM171 14H170V15H171ZM179 14H183V13H180V12H179ZM186 14H187V13H186ZM207 14H208V13H207ZM211 14H212V13H211ZM230 14H231V13H230ZM239 14H240V13H239ZM5 15H6V14H5ZM9 15H10V14H9ZM105 15H104V16H105ZM122 15H123V16H122ZM127 15L130 17L129 14H127ZM137 15H138V14H137ZM140 15H141V14H140ZM151 15H152V14H151ZM167 15H168V14H167ZM170 15H169V16H170ZM172 15H173V14H172ZM174 15H176V14L174 13ZM217 15H219V14H217ZM217 15H216V18L218 17ZM223 15H224V11H223ZM227 15H228V14H227ZM242 15H243V13H242ZM255 15L258 16V15H260V14H255ZM3 16H4V15H3ZM119 16H120V13H119ZM148 16H149V15H148ZM148 16H146V17H148ZM157 16H158V15H157ZM161 16H162V15H161ZM200 16H201V15H200ZM220 16H221V15H220ZM238 16H239V15H238ZM257 16H256V18H257ZM261 16H262V15H261ZM5 17H6V16H5ZM111 17H112V14H111ZM129 17H128V19H129V21H130L131 18H129ZM131 17H132V16H131ZM164 17H165V16H164ZM164 17H163V18H164ZM167 17H168V16H167ZM167 17H165V18H167ZM177 17H178V16H177ZM184 17H185V16H184ZM192 17H193V16H192ZM202 17H204V16H202ZM205 17H206V16H205ZM208 17H209V16H208ZM211 17H212V16H211ZM224 17H225V16H224ZM229 17H230V16H229ZM235 17H236V16H234V18H235ZM246 17H247V16H246ZM249 17H250V15H249ZM262 17H263V16H262ZM6 18H7V17H6ZM6 18H5V19H6ZM93 18H94V17H93ZM95 18H98L97 20H99V18L102 19L103 17H101V16L98 15V17H95ZM108 18H109V16H108ZM112 18L114 19V17H112ZM112 18H111V19H112ZM139 18H140V17H139ZM153 18H154V17H153ZM156 18H157V17H156V15H155V19H156ZM169 18H170V17H169ZM169 18H168V19H169ZM178 18L180 19V17H178ZM185 18H186V17H185ZM187 18H188V17H187ZM198 18H199V17H198ZM209 18H210V17H209ZM219 18H220V17H219ZM222 18H223V17H222ZM226 18H228V17H226ZM238 18H239V17H238ZM241 18H243V17H241ZM252 18H254V17H252ZM256 18H255V19H256ZM259 18H260V17H259ZM104 19H105V18H104ZM104 19H103V20H104ZM118 19H119V17H118ZM124 19H125V18H124ZM135 19H136V18H135ZM157 19H158V18H157ZM171 19H172V18H171ZM174 19H175V18H174ZM174 19H173V20H174ZM182 19H184V18H181L180 20H182ZM212 19H213V17H212ZM212 19H211V20H212ZM223 19H224V18H223ZM228 19H229V18H228ZM231 19H232V18H231ZM244 19H245V17H244ZM248 19H250V18H248ZM262 19H263V18H262ZM25 20H26V19H25ZM108 20H110V19H108ZM126 20H127V19H126ZM136 20L139 21V19H136ZM136 20H135V21H136ZM140 20H141V18H140ZM147 20H148V19H147ZM153 20H154V19H153ZM159 20H160V19H159ZM163 20L165 21V19H163ZM185 20H187V19H185ZM189 20H190V19H189ZM206 20H207V19H206ZM217 20H218V19H216V21H217ZM219 20H220V19H219ZM232 20H233V19H232ZM240 20H241V19L239 18V20H238V21H239V24L236 22L238 25H240V22H242V21H240ZM256 20H257V19H256ZM26 21H27V20H26ZM33 21H34V20H33ZM104 21H105V20H104ZM117 21H118V20H117ZM141 21H142V20H141ZM151 21H152V18H151ZM161 21H162V20H161ZM170 21H171V23H173L172 20H170ZM170 21H169V23H170ZM175 21H176V19H175ZM177 21H178V20H177ZM182 21H184V20H182ZM198 21H199V20H198ZM198 21H197V22H198ZM207 21H208V20H207ZM212 21H213V20H212ZM214 21H215V20H214ZM221 21H222V20H221ZM224 21H225V23H227L226 20H224ZM29 22H30V21H29ZM101 22H102V21H101ZM106 22H107V21H106ZM108 22H109V21H108ZM113 22H114V21H113ZM119 22H120V21H119ZM122 22H123V21H122ZM124 22H125V21H124ZM133 22H134V21H133ZM136 22H137V21H136ZM139 22H140V21H139ZM149 22H150V21H149ZM155 22H156V21H155ZM155 22H154V23H155ZM187 22H188V21H187ZM203 22H204V21H203ZM208 22H210V19H209ZM230 22H231V21H230ZM233 22H234V21H233ZM248 22H249V21H248ZM254 22H256V21H254ZM257 22H258V21H257ZM262 22H263V21H262ZM27 23H28V22H27ZM143 23H145V22H143ZM143 23H142V24H143ZM147 23H148V21H147ZM147 23H145V24H147ZM185 23H186V21H185ZM195 23H196V22H195ZM200 23H201V21H200ZM219 23H220V22H219ZM222 23H224V22H222ZM251 23H252V22H251ZM259 23H260V22H259ZM116 24H119V23H116ZM120 24H122V23H120ZM123 24H124V23H123ZM129 24H130V22H129ZM150 24H151V23H150ZM158 24H159V22H158ZM162 24H163V22H162ZM178 24H179V23H178ZM189 24H190V23H189ZM191 24H192V23H191ZM210 24H212V23L210 22ZM210 24H209V25H210ZM214 24H215V23H214ZM246 24H248V23H246ZM127 25H128V24H127ZM127 25H126V26H127ZM140 25H141V24H140ZM140 25H139V26H140ZM151 25H152V24H151ZM165 25H167L166 22H165ZM165 25L163 24V26H165ZM170 25H171V24H170ZM175 25H176V24H175ZM183 25H184V24H183ZM193 25H194V24H193ZM193 25H192V26H193ZM198 25H199V24H198ZM198 25H197V26H198ZM219 25H220V24H219ZM235 25H236V24H235ZM241 25H242V24H241ZM243 25H244V24H243ZM118 26H119V25H118ZM122 26L125 27V25H122ZM122 26H121V27H122ZM128 26H130V25H128ZM135 26H136V25H135ZM135 26H133V27H135ZM137 26H138V25H137ZM143 26H144V25H143ZM143 26L141 25L142 28H143ZM146 26H147V25H146ZM149 26H150V25H149ZM161 26H162V25H161ZM171 26H172V25H171ZM180 26H181V24H180ZM256 26H257V25H256ZM262 26H263L262 28H264V25H263V24H262ZM124 27H123V29H124ZM130 27H131V26H130ZM154 27H157V26H154ZM154 27H153V28H154ZM158 27H159V26H158ZM169 27H170V26H169ZM174 27H175V26H174ZM186 27H187V26H186ZM190 27H191V26H189V28H190ZM203 27H204V26H203ZM208 27H209V26H208ZM126 28H129V27H126ZM135 28H136V27H135ZM142 28H141V29H142ZM145 28H146V27H145ZM151 28H152V27H151ZM153 28H152V30H154ZM166 28H167V26H166ZM170 28H171V27H170ZM170 28H168V29H170ZM180 28H181V27H180ZM187 28H188V27H187ZM194 28H195V27H194ZM256 28H257V27H256ZM136 29H137V28H136ZM141 29H139V32L141 31ZM149 29H150V28H149ZM149 29H148V30H149ZM183 29H184V28H183ZM185 29H186V28H185ZM190 29H193V28H190ZM201 29H203V28H201ZM206 29H207V28H206ZM246 29H247V28H246ZM251 29H254V28H251ZM259 29H261V28H259ZM125 30H126V29H125ZM128 30H130V29H128ZM133 30H134V28H133ZM159 30H160V28H159ZM163 30H164V29H163ZM166 30H167V29H166ZM256 30H257V29H256ZM150 31H151V30H150ZM161 31H162V30H161ZM167 31H168V30H167ZM172 31H173V30H172ZM175 31H176V30H175ZM181 31H182V30H181ZM185 31H186V30H183L181 33L185 32ZM190 31H191V30H190ZM192 31H193V30H192ZM249 31H250V30H249ZM260 31H261V30H260ZM128 32H129V31H128ZM133 32H134V31H133ZM155 32H156V29H155ZM179 32H180V30H179ZM247 32H248V31H247ZM262 32H263V31H262ZM135 33H136V32H135ZM142 33H143V32H142ZM146 33H147V31H146ZM153 33H154V32H153ZM156 33H157V32H156ZM156 33H155V34H156ZM160 33H161V32H160ZM173 33H174V32H173ZM185 33H186V32H185ZM208 33H209V32H208ZM250 33L252 34V32H250ZM129 34H130V33H129ZM131 34H132V33H131ZM131 34H130V35H131ZM139 34H141V33H139ZM148 34H149V33H148ZM157 34H159V33H157ZM166 34H167V32H166ZM188 34H189V33H188ZM193 34H194V33H193ZM210 34H211V33H210ZM254 34H255V33H254ZM127 35H128V33H127ZM127 35H126V37H128ZM133 35H134V34H133ZM133 35H131V36L133 37ZM137 35H138V34H136V36H137ZM163 35H164V34H163ZM163 35L161 34L162 37H163ZM169 35L171 36V34H169ZM198 35H199V34H198ZM204 35H205V34H204ZM206 35H207V34H206ZM206 35H205V36H206ZM243 35H244V36H245V35L247 36L248 34H244V33H243ZM258 35H259V34H258ZM21 36H22V35H21ZM122 36H123V35H122ZM124 36H125V35H124ZM138 36H139V35H138ZM164 36H165V35H164ZM187 36H188V35H187ZM191 36H192V35H191ZM248 36H249V35H248ZM250 36L257 37V35H256V36H255V35H250ZM263 36H264V35H263ZM263 36H262V38H263ZM16 37H17V36H16ZM139 37H140V36H139ZM139 37H138V38H139ZM144 37H145V36H144ZM147 37H149V36L147 35ZM156 37H157V35H156ZM167 37H168V36H167ZM176 37H177V36H176ZM184 37H185V36H184V34H183V39H184ZM201 37H204V36H201ZM239 37H240V36H239ZM4 38H5V36H4ZM14 38H15V36H14ZM150 38H151V36H150ZM160 38H161V37H160ZM160 38H157V39H159V40H162V41H159V42H163V39H162V38L160 39ZM163 38H164V37H163ZM169 38H170V37H169ZM169 38H167V39H169ZM185 38H186V37H185ZM193 38H194V37H193ZM193 38H192L191 40H194ZM205 38H206V37H205ZM240 38H241V37H240ZM243 38L246 39L247 37H242V39H243ZM15 39H16V38H15ZM18 39H19V38H18ZM18 39H16V40H18ZM128 39H129V37H128ZM130 39H131V38H130ZM132 39H133V38H132ZM132 39H131V40H132ZM136 39H137V38H136ZM140 39H141V38H140ZM143 39H144V38H143ZM146 39H147V38H146ZM153 39H154V38H153ZM188 39H189V38H188ZM195 39H196V38H195ZM117 40L119 41L118 38H117ZM121 40H122V39H121ZM123 40H125V39H123ZM148 40H149V38H148ZM148 40L145 41V42L148 43ZM151 40H152V39H151ZM164 40H166V39H164ZM180 40H181V39H180ZM189 40H190V39H189ZM205 40H206V39H205ZM239 40H240V39H239ZM246 40H247V39H246ZM248 40H249V39H248ZM252 40H254V39H252ZM259 40H260V39H258L257 41H259ZM118 41H117V42H118ZM135 41H136V40H135ZM138 41H139V40H138ZM141 41H142V40H141ZM155 41H157L156 38H155ZM155 41H152V42H155ZM166 41H167V40H166ZM166 41H165V45H166V43H167ZM172 41H173V39H172ZM177 41H178V39H177ZM196 41H197V40H196ZM240 41H243V40H240ZM263 41H264V40H263ZM15 42L18 43V41H15ZM119 42H120V41H119ZM128 42H129V41H128ZM152 42H151V43H152ZM169 42H170V40H169ZM178 42H179V41H178ZM180 42H181V41H180ZM188 42H189V41H188ZM200 42H201V41H200ZM205 42H206V41H205ZM111 43H112V42H111ZM111 43H110V44H111ZM122 43H123V42H122ZM122 43H119V44H122ZM151 43L149 42V44H151ZM155 43H156V42H155ZM157 43H158V42H157ZM163 43H164V42H163ZM171 43H172V42H171ZM183 43H184V42H183ZM197 43H198V41H197ZM201 43H202V42H201ZM248 43H249V42H248ZM260 43H262V42H260ZM113 44H114V43H113ZM119 44H118V45H119ZM132 44H133V43H132ZM135 44H136V43H135ZM135 44H133V45H135ZM159 44H160V43H159ZM169 44H170V43H169ZM172 44H174V43H172ZM192 44H193V42H192ZM192 44H191V45H192ZM252 44H256V43H252ZM262 44H264V43H262ZM50 45H51V44H50ZM127 45H128V44H127ZM147 45H148V44H147ZM157 45H158V44H157ZM160 45H161V44H160ZM167 45H168V44H167ZM167 45H166V46H167ZM177 45H178V44H177ZM177 45H176V46H177ZM185 45H186V44H185ZM201 45H202V44H201ZM205 45H206V44H205ZM209 45H210V44H209ZM1 46H2V45H1ZM46 46H48V45H46ZM112 46H113V45H112ZM116 46H117V45H116ZM116 46H115V47H116ZM163 46H164V45H163ZM179 46H180V44H179ZM182 46H183V45H182ZM192 46H193V45H192ZM192 46H191V47H192ZM194 46H195V43H194ZM70 47H72L73 49H75L74 46H70ZM70 47H69V48H70ZM109 47H111V46H109ZM113 47H114V46H113ZM120 47H121V46H120ZM120 47H119V48H120ZM124 47H125V46H124ZM141 47H142V46H141ZM145 47H146V46H145ZM152 47H153V46H152ZM155 47H157V46H155ZM183 47H184V46H183ZM183 47H182V48H183ZM185 47H186V46H185ZM187 47H188V46H187ZM187 47H186V48H187ZM199 47H201V46H199ZM203 47H204V46H203ZM206 47H207V46H206ZM255 47H257V46H255ZM260 47H261V44H260ZM260 47H259V48H260ZM263 47H264V45H263ZM0 48H1V47H0ZM10 48H11V47H10ZM72 48H71V49H72ZM125 48H127V47H125ZM153 48H154V47H153ZM159 48H163V47H159ZM159 48H158V49H159ZM164 48H165V47H164ZM164 48H163V50H164ZM188 48H189V47H188ZM193 48H194V47H193ZM195 48H196V47H195ZM195 48H194V49H195ZM209 48H210V46H209ZM4 49H5V48H4ZM41 49H42V47H41ZM50 49H51V48H50ZM67 49H68V48H67ZM88 49H90V48H88ZM120 49H121V48H120ZM122 49H123V48H122ZM133 49H134V48H133ZM133 49H132V50H133ZM144 49H145V48H144ZM173 49H174V47H173ZM194 49H193V50H194ZM196 49H198V50L200 51L199 48H196ZM203 49H204V48H203ZM203 49H202V50H203ZM43 50H44V49H43ZM77 50H78V49H77ZM79 50H80V49H79ZM79 50H78V53L80 52ZM125 50H127V49H125ZM129 50H130V49H129ZM129 50H128V51H129ZM142 50H143V49H142ZM177 50H179V49H177ZM180 50H181V49H180ZM205 50H206V49H205ZM255 50H256V49H255ZM50 51H51V50H50ZM57 51H58V50H57ZM60 51H61V50H60ZM63 51H64V50H63ZM63 51H62V52H63ZM67 51H68V50H67ZM70 51H71V50H69V52H70ZM81 51H82V50H81ZM92 51H93V50H92ZM108 51H109V50H108ZM110 51H111V50H110ZM110 51H109V52H110ZM115 51H117V49H115ZM118 51H119V50H118ZM122 51H123V50H122ZM166 51H167V50H166ZM166 51H165V52H166ZM184 51H185V50H184ZM194 51H195V50H194ZM252 51H254V50H252ZM260 51H261V50H260ZM262 51H263V49H262ZM36 52L38 53V51H36ZM55 52H56V51H55ZM65 52H66V51H65ZM95 52H96V51L94 50V53H95ZM120 52H121V51H120ZM124 52H125V51H124ZM130 52H132V51H130ZM146 52H147V50H146ZM146 52H144V53H146ZM171 52H172V51H171ZM175 52H176V51H175ZM175 52H174L173 54H175ZM177 52H178V54H179L181 51H180V52L177 51ZM177 52H176V54H177ZM182 52H183V51H182ZM185 52H186V51H185ZM254 52H255V51H254ZM49 53H50V52H49ZM51 53H52V52H51ZM58 53H59V52H58ZM75 53H76V52H75ZM81 53H82V52H81ZM81 53H79V54H81ZM85 53H86V51H85ZM91 53H93V52H91ZM100 53H101V52H100ZM100 53H99V54H100ZM169 53H170V51H169ZM169 53H167V54H169ZM186 53H187V52H186ZM188 53H190V52L188 51ZM188 53H187V54H188ZM195 53L198 54V53H197V50H196ZM199 53H200V52H199ZM203 53H204V52H203ZM43 54H44V53H43ZM46 54H48V53H46ZM65 54H66V53H65ZM105 54L108 55L109 53H105ZM121 54H122V52H121ZM187 54H186V55H187ZM201 54H202V53H201ZM212 54H213V53H212ZM212 54H211V55H212ZM41 55H42V54H41ZM62 55H63V54H62ZM83 55H84V54H83ZM83 55L81 54V55H77V56H78V57L80 56V58H81V56H83ZM85 55H86V54H85ZM93 55H95V54H93ZM96 55H97V54H96ZM126 55H127V54H126ZM171 55H172V54H171ZM183 55H184V54H183ZM191 55H193V54H191ZM204 55H205V54H204ZM206 55H207V54H206ZM215 55H216V54H215ZM36 56H37V55H36ZM59 56H60V54H59ZM69 56H70V55H69ZM72 56H73V55H72ZM89 56L92 57V55H89ZM89 56H88V57H89ZM100 56H101V54H100ZM193 56H194V55H193ZM195 56L197 57L198 55H195ZM195 56H194V57H195ZM200 56H201V55H200ZM39 57H41V56H39ZM98 57H99V56H98ZM98 57H97V58L95 57V58L98 60ZM101 57H102V56H101ZM103 57H104V56H103ZM110 57H111V56H110ZM176 57H177V56H176ZM179 57H180V56H179ZM188 57H189V55H188ZM191 57H192V56H190V58H191ZM205 57H207V56H205ZM215 57H216V56H214V60H215V62H216L217 57H216V59H215ZM219 57H220V56H219ZM42 58H43V57H42ZM47 58H49V57L47 56ZM47 58H46V59H47ZM51 58H52V57H50V59H51ZM65 58H66V57H65ZM65 58H64V59H65ZM80 58H79V59H80ZM83 58H85V57H83ZM83 58H82V59H83ZM93 58H94V56H93ZM106 58H108V57H106ZM173 58H174V56H173ZM180 58H181V57H180ZM190 58H189V59H190ZM200 58H201V57H200ZM212 58H213V57H212ZM12 59H13V58H12ZM61 59H62V58H61ZM74 59H75V58H74ZM77 59H78V58H77ZM79 59L77 60V61H80L79 64H80L82 61L90 60V58L85 59V60H82V61L79 60ZM177 59H178V58H177ZM177 59H176V60H177ZM181 59H182V58H181ZM184 59L190 61V60L187 59V58H184ZM203 59H204V58H203ZM208 59H210V58H208ZM4 60H5V58H4ZM4 60H3V61H4ZM55 60H56V59H55ZM182 60H183V59H182ZM186 60H185V62H186ZM192 60H193V57H192ZM192 60H191V61H192ZM6 61H7V59H6ZM58 61H59V60H58ZM60 61H61V60H60ZM60 61H59V62H60ZM67 61H68V60H67ZM93 61H94V60H93ZM95 61H96V60H95ZM98 61H99V60H98ZM98 61H96V62H98ZM179 61H180V60H179ZM195 61H196V60H195ZM200 61H202V60H200ZM206 61H207V60H206ZM210 61H211V60H210ZM210 61H209V62H210ZM13 62H14V61H13ZM52 62H54V61H52ZM72 62H73V61H72ZM89 62H90V61H89ZM89 62H88V63H89ZM193 62H194V61H193ZM193 62H192V63H193ZM2 63H4V62H2ZM17 63H18V62H17ZM55 63H58V62L55 61ZM69 63H71V62H69ZM73 63H74V62H73ZM73 63H72V65H74ZM77 63H78V62H77ZM82 63H83V62H82ZM84 63H85V62H84ZM84 63H83V64H84ZM86 63H87V62H86ZM101 63H102V62H101ZM101 63H100V64H101ZM197 63H198V62H197ZM197 63H195V64H197ZM199 63H200V62H199ZM201 63H202V62H201ZM203 63H205V62H203ZM203 63H202V64H203ZM58 64H59V63H58ZM93 64L96 65L97 63L95 64V62H94ZM93 64L90 63V65H92V67H93ZM188 64H189V62H188ZM207 64H208V63H207ZM0 65H1V63H0ZM12 65H13V64H12ZM22 65H23V64H22ZM66 65H67V64H66ZM72 65H71V66H72ZM77 65H78V64H77ZM90 65H89V66H90ZM98 65H99V64H98ZM101 65H102V64H101ZM101 65H99V66H101ZM107 65H108V64H107ZM107 65H106V66H107ZM23 66H24V65H23ZM34 66H35V65H34ZM63 66H64V65H63ZM78 66H81V65H78ZM78 66H76V67H78ZM84 66H85V64H84ZM84 66H83V67H84ZM189 66H190V65H189ZM192 66H193V65H192ZM202 66H203V65H202ZM209 66L211 67V65H209ZM212 66H213V65H212ZM8 67H9V66H8ZM25 67H26V66H25ZM85 67H87V66H85ZM97 67H98V66H97ZM97 67H96V68H97ZM103 67H104V66H103ZM112 67H113V66H112ZM214 67H215V66H214ZM2 68H3V67H2ZM5 68H6V67H5ZM18 68H19V67H18ZM20 68L22 69V67H20ZM20 68H19V69H20ZM78 68H79V67H78ZM145 68H146V66H145ZM204 68H205V66H204ZM8 69H9V68H8ZM14 69H15V68H14ZM14 69H13V70H14ZM26 69H27V67H26ZM74 69H76V68H74ZM85 69H87V68H85ZM101 69H102V68H101ZM110 69H111V68H110ZM148 69H149V67H148ZM155 69H156V68H155ZM0 70H1V68H0ZM3 70H4V69H3ZM9 70H10V69H9ZM31 70H32V69H31ZM78 70H79V69H78ZM91 70H92V69H91ZM96 70H97V69H96ZM96 70H95V71H96ZM99 70H100V67H99ZM103 70H104V68H103ZM105 70H106V69H105ZM107 70H109V69H107ZM113 70H114V69H113ZM113 70H112V71H113ZM145 70H146V69H145ZM180 70H181V69H180ZM16 71H17V70H16ZM19 71H20V70H19ZM115 71H116V70H115ZM115 71H114V72H115ZM153 71H154V70H153ZM22 72H23V71H22ZM77 72H78V71H77ZM79 72H81V69H80ZM86 72H87V71H86ZM86 72H85V73H86ZM91 72H92V71H90V73H91ZM97 72H98V71H97ZM99 72H102V71H99ZM99 72H98V73H99ZM130 72H131V71H130ZM144 72H145V71H144ZM156 72H157V71H156ZM159 72H160V71H159ZM181 72H182V71H181ZM183 72L185 73V70H184ZM29 73H30V72H29ZM29 73H28V74H29ZM87 73H89V72H87ZM104 73H105V72H104ZM108 73H109V72H108ZM116 73H117V72H116ZM160 73H163V72H160ZM7 74H8V71H7ZM10 74L12 75V73H10ZM31 74H32V73H31ZM83 74H84V73H83ZM83 74H82V75H83ZM93 74H94V73H93ZM101 74H102V73H101ZM132 74H133V73H132ZM132 74H130V75H132ZM134 74H135V73H134ZM156 74H157V73H156ZM164 74H165V73H164ZM5 75H6V72H5ZM8 75H9V74H8ZM17 75H18L17 78H19V75H20V74H17ZM26 75H27V74H26ZM26 75H25V76H26ZM29 75H30V74H29ZM50 75H51V74H50ZM89 75H90V74H89ZM113 75H114V73H113ZM113 75H112V76H113ZM117 75H118V73H117ZM117 75H115V76H117ZM158 75H159V74H158ZM158 75H157V76H158ZM167 75H168V74H167ZM173 75H174V74H173ZM173 75H172V76H173ZM262 75H263V74H262ZM12 76H13V75H12ZM12 76H11V77H12ZM21 76H23V74H22ZM85 76H86V75H85ZM99 76H101V75H99ZM104 76H105V75H104ZM106 76H107V73H106ZM133 76H134V75H133ZM165 76H166V75H165ZM172 76H170V77H172ZM174 76H175V75H174ZM0 77H1V76H0ZM33 77H35V76H33ZM41 77H43V76H41ZM41 77H40V78H41ZM54 77H56V76H54ZM88 77H89V76H88ZM107 77H108V76H107ZM136 77H137V76H136ZM140 77H141V75H140ZM262 77H263V76H262ZM6 78H7V77H6ZM6 78H5V81L8 80V79L6 80ZM8 78L10 79V77H8ZM22 78H23V77H22ZM25 78H27V77H25ZM28 78H29V77H28ZM35 78H36V77H35ZM40 78H39V79H40ZM45 78H46V77H45ZM50 78H52V77H50ZM97 78H98V77H97ZM101 78H102V76H101ZM103 78H104V77H103ZM105 78H106V77H105ZM115 78H116V77H115ZM144 78H145V77H144ZM158 78H159V77H158ZM162 78H163V77H162ZM167 78H168V76H167ZM260 78H261V77H260ZM1 79H2V78H1ZM36 79H38V78H36ZM42 79H43V78H42ZM53 79H54V78H53ZM57 79H58V78H57ZM93 79H96V78H93ZM113 79H114V78H113ZM154 79H156V77H155ZM169 79H171V78H169ZM169 79H166V80H169ZM173 79H174V77H173ZM176 79H177V78H176ZM178 79H179V78H178ZM178 79H177V80H178ZM180 79H181V78H180ZM2 80H3V79H2ZM10 80H11V79H10ZM29 80H30V79H29ZM99 80H100V78H99ZM102 80H103V79H101L100 83L104 81V80H103V81H102ZM106 80H107V79H106ZM138 80H139V79H138ZM142 80H143V79H142ZM145 80H147V79H145ZM158 80H159V79H158ZM18 81H19V80H18ZM26 81H27V79H26ZM44 81H45V80H44ZM44 81H43V82H44ZM54 81H55V80H54ZM54 81H53V82H54ZM61 81H62V80H61ZM140 81H141V80H140ZM140 81H139V82H140ZM172 81H173V80H172ZM180 81H181V80H180ZM1 82H2V81H1ZM9 82H11V81H8V83H9ZM14 82H15V80H14ZM21 82H22V81H21ZM23 82H25V80H24ZM31 82H33V81H31ZM47 82H49V81H47ZM47 82H46V83H47ZM55 82H60V81L57 80V81H55ZM70 82H71V81H70ZM78 82H79V81H78ZM98 82H99V81H98ZM107 82H108V81H107ZM148 82H149V81H148ZM152 82H153V81H152ZM156 82H157V81H156ZM163 82H165V81L163 80ZM166 82H167V81H166ZM169 82H170V81H169ZM169 82H168V83H169ZM174 82H175V81H174ZM176 82H177V81H176ZM261 82H262V81H261ZM3 83H4V82H3ZM50 83H51V82H50ZM60 83H61V82H60ZM72 83H73V82H71V84H72ZM74 83H75V82H74ZM80 83H81V82H80ZM105 83H106V82H105ZM140 83H141V82H140ZM145 83H146V82H145ZM157 83H158V82H157ZM179 83H180V82H179ZM1 84H2V83H1ZM4 84H5V83H4ZM14 84H15V83H14ZM22 84H23V83H21V85H22ZM34 84H35V83H34ZM36 84H38V83H36ZM39 84H40V83H39ZM43 84H44V83H43ZM53 84H56V83H53ZM81 84H82V83H81ZM143 84H144V83H143ZM148 84H149V83H148ZM150 84H151V83H150ZM150 84H149V85H150ZM153 84H154V83H153ZM163 84H164V83H163ZM11 85H12V84H11ZM17 85H19V84H17ZM17 85H16V86H17ZM30 85H31V84H30ZM49 85H50V84H49ZM68 85L70 86V84H68ZM77 85H78V83H77ZM77 85H76V86H77ZM95 85H96V84H95ZM100 85H101V84H100ZM151 85H152V84H151ZM155 85H156V84H155ZM164 85H165V84H164ZM164 85H163V86H164ZM167 85H168V84H166V86H167ZM169 85H170V84H169ZM0 86H1V85H0ZM3 86H5V85H3ZM33 86H34V85H33ZM33 86H32L31 88H33ZM44 86H46V84H45ZM53 86H54V85H53ZM58 86H59V85H58ZM62 86H63V85H62ZM66 86H67V85H66ZM69 86H68V87H69ZM85 86H86V85H85ZM90 86H91V85H90ZM102 86H103V85H101V87H102ZM147 86H148V85H147ZM156 86H157V85H156ZM6 87H8V86H6ZM19 87H20V86H18V88H19ZM24 87H25V86H24ZM42 87H43V86H42ZM56 87H57V86H56ZM59 87H60V86H59ZM63 87H64V86H63ZM68 87H66V88H68ZM71 87H72V86H71ZM87 87H88V86H87ZM91 87H92V86H91ZM94 87H95V86H94ZM103 87H104V86H103ZM120 87H121V86H120ZM160 87H161V86H160ZM160 87H159V88H160ZM13 88H14V87H13ZM18 88H17V89H18ZM20 88H21V87H20ZM25 88H26V87H25ZM25 88H23V89L25 90ZM27 88H29V87H27ZM27 88H26V89H27ZM40 88H41V87H40ZM46 88H47V86H46ZM54 88H55V87H54ZM75 88H76V87H75ZM78 88H79V87H78ZM85 88H86V87H85ZM85 88H84V90H85ZM147 88H148V87H147ZM151 88H152V87H151ZM159 88H158V89H159ZM162 88H165V87H162ZM168 88H169V86H168ZM170 88H171V87H170ZM172 88H173V87H172ZM21 89H22V88H21ZM36 89H37V88H36ZM48 89H49V88H48ZM58 89H59V88H58ZM61 89H62V88H61ZM64 89H65V88H64ZM82 89H83V88H81V90H82ZM91 89H93V87H92ZM153 89H154V88H153ZM158 89H157V90H158ZM3 90H5V88H4ZM7 90H8V89H7ZM14 90H15V89H14ZM18 90H19V89H18ZM41 90H42V89H41ZM68 90H69V89H68ZM70 90H71V88H70ZM79 90H80V89H79ZM79 90H78V91H79ZM81 90H80V91H81ZM84 90H83V92H84ZM101 90H102V88H101ZM155 90H156V88H155ZM168 90H169V89H167L166 91H168ZM230 90H231V89H230ZM232 90H233V89H232ZM28 91H29V90H28ZM32 91H33V90H32ZM35 91H36V90H35ZM38 91H39V88H38ZM38 91H37L36 93H38ZM49 91H50V90H49ZM63 91H64V90H63ZM65 91H67V90H65ZM86 91H88V90H85V93H86ZM97 91H99V89H97ZM105 91H107V90H105ZM119 91H120L119 94H121V90H119ZM159 91H160V90H159ZM176 91H177V90H176ZM227 91H228V90H227ZM0 92H1V90H0ZM2 92H3V91H2ZM9 92H10V91H9ZM9 92H8V93H9ZM42 92H43V93H46V92H44V89L42 90ZM72 92H73V91H72ZM83 92H81L80 94H82ZM94 92H95V91H94ZM101 92H102V91H101ZM108 92H109V91H108ZM126 92H127V91H126ZM160 92H161V91H160ZM233 92H234V90H233ZM14 93H15V92H14ZM17 93H18V92H17ZM20 93H21V92H20ZM25 93H26V92H25ZM25 93H23V94H25ZM40 93H41V92H40ZM40 93H39V95H40ZM51 93H52V92H51ZM74 93H75V92H74ZM85 93H84V94H85ZM88 93H89V92H88ZM91 93H92V92H91ZM97 93H98V92H97ZM104 93H105V92H104ZM116 93H118V92H116ZM166 93H167V92H166ZM173 93H174V90H173ZM175 93H176V92H175ZM231 93H232V92H231ZM32 94H33V93H32ZM47 94H49V93H47ZM86 94H87V93H86ZM89 94H90V93H89ZM99 94H100V93H99ZM107 94H108V93H107ZM110 94H111V93H110ZM135 94H136V93H135ZM169 94H171V93H169ZM169 94H168V95H169ZM177 94H180V93L178 92V93H176L175 95L177 96ZM232 94H233V93H232ZM6 95H7V93H6ZM18 95H19V94H18ZM18 95H17V96H18ZM25 95H26V94H25ZM28 95H29V94H28ZM28 95H27V96H28ZM34 95H35V94H34ZM45 95H46V94H45ZM69 95H70V93H69ZM71 95H72V93H71ZM123 95H124V94H123ZM123 95H122V96H123ZM133 95H134V94H133ZM163 95H165V94H163ZM4 96H5V95H4ZM7 96H8V95H7ZM12 96H13V94H12ZM30 96H31V93H30ZM32 96H33V95H32ZM32 96H31V97H32ZM72 96H73V95H72ZM92 96H93V95H92ZM95 96H96V95H95ZM98 96H99V95H98ZM98 96H97V97H98ZM101 96H102V95H101ZM110 96H111V95H110ZM118 96H119V95H118ZM118 96H117V97H118ZM120 96H121V95H120ZM120 96H119V97H120ZM122 96H121V97H122ZM135 96H136V95H135ZM135 96H133V97L135 98ZM143 96H144V95H143ZM166 96H167V95H166ZM181 96H182V94L180 95V97H181ZM1 97H2V96H1ZM34 97H35V96H34ZM38 97H39V96H38ZM38 97H37V98H38ZM40 97H41V96H40ZM97 97H96V98H97ZM107 97L109 98L108 95H107ZM107 97H106L105 99H107ZM114 97H115V96H114ZM123 97H124V96H123ZM126 97H128V95H127ZM141 97H142V96H141ZM168 97H169V96H168ZM8 98H9V97H8ZM18 98H19V97H18ZM22 98L25 99L24 96H23ZM35 98H36V97H35ZM42 98H43V95H42L41 99H42ZM71 98H72V97H71ZM74 98H75V97H74ZM98 98H99V97H98ZM98 98H97V99H98ZM100 98H101V97H100ZM115 98H116V97H115ZM115 98H114V99H115ZM124 98H125V97H124ZM138 98H139V97H138ZM183 98H184V97H183ZM185 98H186V97H185ZM185 98H184V99H185ZM187 98H188V97H187ZM187 98H186V99H187ZM190 98H191V97H190ZM27 99L29 100V97H28ZM32 99H33V98H32ZM88 99H89V98H88ZM101 99H102V98H101ZM110 99H111V97H110ZM114 99H112V100H114ZM128 99H131V98L129 97ZM145 99H148V98L145 97ZM9 100H10V99H9ZM16 100H18V99H16ZM16 100H15V101H16ZM19 100H20V98H19ZM35 100H36V99H35ZM37 100H38V99H37ZM39 100H40V99H39ZM42 100H43V99H42ZM62 100H63V99H62ZM75 100H76V98H75ZM77 100H78V99H77ZM85 100H86V99H85ZM103 100H104V99H103ZM121 100H123V99H121ZM131 100H132V99H131ZM133 100H134V99H133ZM135 100H136V99H135ZM135 100H134V101H135ZM141 100H142V99H141ZM148 100H152V99H148ZM148 100H147V101H148ZM10 101H11V100H10ZM30 101H31V100H30ZM45 101H46V99H45ZM45 101H43V102H45ZM63 101H65V100H63ZM71 101H72V99H71ZM73 101H74V99H73ZM78 101H79V100H78ZM81 101H82V100H80V102H81ZM83 101H84V100H83ZM124 101H127V99H126V100L124 99ZM124 101H123V102H124ZM144 101H145V100H144ZM183 101H184V100H183ZM0 102L2 103V101H0ZM4 102H5V101H4ZM21 102H23V101H21ZM25 102H26V101H25ZM27 102H28V101H27ZM33 102H34V100H33ZM35 102H36V101H35ZM40 102H41V101H40ZM48 102H50V101H48ZM54 102H55V101H54ZM58 102H59V101H58ZM58 102H57V103H58ZM60 102H62V101H60ZM87 102H88V100H87ZM89 102H90V101H89ZM91 102H92V101H91ZM106 102L109 103V101H107V100H106ZM110 102H111V101H110ZM113 102H114V101H113ZM113 102H112V103H113ZM119 102H120V101H119ZM123 102H122V103H123ZM130 102H131V101H130ZM185 102H186V100H185ZM1 103H0V104H1ZM10 103H11V102H10ZM13 103H14V102H13ZM13 103H11V105H12ZM29 103H30V102H29ZM29 103H28V104H29ZM51 103H52V102H51ZM63 103H64V102H63ZM81 103H82V102H81ZM81 103L78 104V106L81 105ZM93 103H94V102H93ZM93 103H92V104H93ZM122 103H120V104L122 105ZM125 103H126V102H125ZM128 103H129V102H128ZM134 103H136V101H135ZM141 103H142V102H141ZM145 103H146V102H145ZM145 103H144L143 105H145ZM5 104H7V103H5ZM28 104H27V105H28ZM41 104H42V103H41ZM41 104H40V105H41ZM46 104H47V103H46ZM46 104H45V107L47 106ZM55 104H56V103H55ZM66 104H67V103H66ZM68 104H69V103H68ZM82 104H83V103H82ZM85 104H86V103H85ZM87 104H88V103H87ZM116 104H118V103L116 102ZM129 104H130V103H129ZM146 104H147V103H146ZM11 105H10V106H11ZM17 105H18V104H17ZM42 105H43V104H42ZM48 105L50 106V104H48ZM71 105H72V104H71ZM74 105H75V104H74ZM76 105H77V104H76ZM121 105H120V106H121ZM131 105H133V103H131ZM33 106H34V105H33ZM43 106H44V105H43ZM59 106H60V105H59ZM59 106L57 105V107H59ZM62 106H63V104H62ZM67 106H68V105H67ZM86 106H88V105H85V107H86ZM96 106H97V105H96ZM100 106H101V105H100ZM124 106H125V105H124ZM134 106H135V105H134ZM134 106H133V107H134ZM137 106H138V105H137ZM147 106H148V104H147ZM7 107H8V106H7ZM18 107H20V106H18ZM29 107H30V106H29ZM36 107H37V105H36ZM40 107L42 108V106H39V108H40ZM57 107H56V108H57ZM64 107H65V104H64ZM68 107H69V109H70V105H69ZM76 107H77V106H76ZM79 107H80V106H79ZM82 107H84V106H82ZM91 107H92V106H91ZM91 107H90V108H91ZM94 107H95V106H94ZM94 107H92V109H93ZM101 107H103V106H101ZM135 107H136V106H135ZM8 108H9V107H8ZM11 108H12V107H11ZM15 108H16V107H15ZM26 108H27V107H26ZM37 108H38V107H37ZM50 108L53 109V107H50ZM72 108H73V106H72ZM72 108H71V109H72ZM74 108H75V107H74ZM74 108H73V109H74ZM86 108H87V107H86ZM90 108H89V110H90ZM104 108H105V107H104ZM125 108H127V107H125ZM128 108H129V107H128ZM138 108H139V107H138ZM138 108H137V109H138ZM17 109H19V108H16V110H17ZM63 109H64V108H63ZM80 109H81V108H80ZM87 109H88V108H87ZM94 109H95V108H94ZM96 109H97V107H96ZM100 109H101V108H100ZM105 109H107V108H105ZM105 109H104V110H105ZM131 109H132V108H131ZM139 109H140V108H139ZM141 109H142V108H141ZM16 110H15V111H16ZM19 110H20V109H19ZM21 110H22V109H21ZM27 110H28V109H27ZM32 110H33V109H32ZM36 110H37V109H36ZM44 110H45V109H44ZM44 110H43V111H44ZM47 110H48V109H47ZM47 110H45V111H47ZM59 110H60V109H59ZM75 110H76V109H75ZM83 110H84V109H83ZM97 110H98V109H97ZM101 110H103V109H101ZM101 110H100V111H101ZM171 110H172V109H171ZM186 110H187V109H186ZM0 111H1V110H0ZM9 111H10V110H9ZM13 111H14V110H13ZM22 111H24V110H22ZM48 111H49V110H48ZM51 111H52V110H51ZM63 111H65V110H63ZM66 111H69V110H66ZM81 111H82V110H81ZM81 111H78V110H77V112H81ZM94 111H95V110H94ZM105 111H107V110H105ZM105 111H104V112H105ZM109 111H110V110H109ZM140 111H141V110H140ZM190 111H191V110H190ZM4 112H5V111H4ZM7 112H8V111H7ZM7 112H6V114H7ZM24 112H26V111H24ZM24 112H22V113H24ZM35 112H37V111H35ZM38 112H39V110H38ZM70 112H73V111L71 110ZM85 112H86V111H85ZM92 112H93V111H92ZM95 112H96V111H95ZM95 112L92 113V114L97 115V114H98V113H97L98 111L96 112L97 114H96ZM102 112H103V111H102ZM102 112H101V114H102ZM115 112H116V111H115ZM160 112H161V110H160ZM164 112H165V111H164ZM164 112H163V113H164ZM169 112H171V111H169ZM187 112H188V111H187ZM187 112H186V113H187ZM1 113H3V112H1ZM11 113H12V112H11ZM27 113H28V112H27ZM27 113H26V114H27ZM30 113H31V112H30ZM32 113H33V112H32ZM40 113H41V112H40ZM50 113H51V112H50ZM68 113H69V112H68ZM81 113H84V112H81ZM87 113H88V112H87ZM106 113H107V112H106ZM116 113H117V112H116ZM161 113H162V112H161ZM189 113H190V112H189ZM15 114H18V113H15ZM20 114H21V113H20ZM56 114H57V112H56ZM62 114H64V113L62 112ZM62 114H60V115H62ZM65 114H67V113H65ZM65 114H64V117H65ZM89 114H90V112H89ZM108 114H109V113H108ZM108 114H107V115H108ZM166 114H167V113H166ZM169 114H170V113H169ZM195 114H197V113H195ZM33 115H34V114H33ZM82 115H83V114H82ZM99 115H100V114H99ZM99 115H98V116H99ZM119 115H120V114H119ZM119 115H118V116H119ZM7 116H8V114H7ZM18 116H19V115H18ZM38 116H39V115H38ZM56 116H57V115H56ZM74 116H75V115H74ZM76 116H77V115H76ZM76 116H75V117H76ZM90 116H91V114H90ZM100 116H101V115H100ZM102 116H103V115H102ZM102 116H101V117H102ZM165 116H166V115H165ZM191 116H192V115H191ZM195 116H196V115H195ZM5 117H6V116H5ZM9 117H10V116H9ZM45 117H46V115H45ZM48 117H49V116H48ZM48 117H47V118H48ZM62 117H63V115H62ZM78 117H79V116H78ZM85 117H86V116H85ZM92 117H94V116H92ZM92 117H91V118H92ZM113 117H115V116H113ZM113 117H112V118H113ZM121 117H123V116H121ZM167 117H168V116H167ZM188 117H189V116H188ZM1 118H2V117H1ZM3 118H4V117H3ZM10 118L12 119V117H10ZM10 118H9V119H10ZM19 118H20V117H19ZM19 118L17 117V119H19ZM21 118H23V117H21ZM43 118H44V117H43ZM68 118H69V117H68ZM70 118H71V117H70ZM83 118H84V117H83ZM102 118H103V117H102ZM102 118H101V120H102ZM105 118H106V117H105ZM105 118H104V119H105ZM110 118H111V117H110ZM110 118H109V120H110ZM116 118H117V116H116ZM116 118H115V119H116ZM124 118H125V117H124ZM127 118H128V117H127ZM6 119H7V118H6ZM14 119H15V117H14ZM17 119H16V120H17ZM44 119H45V118H44ZM49 119H50V118H48L47 120H49ZM66 119H67V117H66ZM79 119H81V118H79ZM92 119H93V118H92ZM99 119H100V118H99ZM117 119H118V118H117ZM4 120H5V119H4ZM7 120H8V119H7ZM12 120H13V119H12ZM45 120H46V119H45ZM45 120H44V121H45ZM51 120H52V119H51ZM94 120L96 121V119H94ZM97 120H98V119H97ZM111 120H112V119H111ZM111 120H110V121H111ZM53 121H54V120H53ZM59 121H60V119H59ZM64 121H65V120H64ZM80 121H81V120H80ZM80 121H79V122H80ZM84 121H85V120H84ZM87 121H89V120H87ZM99 121H100V120H99ZM110 121H109V123H110ZM119 121H120V120H119ZM123 121H124V120H123ZM126 121H127V120H126ZM126 121H125V123H126ZM129 121H130V120H129ZM6 122H7V121H6ZM6 122H5V123H6ZM10 122H11V120H10ZM10 122H9V123H10ZM17 122H18V121H17ZM21 122H22V119H21ZM60 122H61V121H60ZM69 122H70V121H69ZM90 122H91V121H90ZM111 122H112V121H111ZM157 122H158V121H157ZM2 123H3V122H2ZM14 123H15V122H13V124H14ZM46 123H48V121H46ZM46 123H45V124H46ZM49 123H50V122H49ZM54 123H55V121H54ZM71 123H72V122H71ZM74 123H75V122H74ZM80 123H81V122H80ZM84 123H85V122H84ZM98 123H99V122H98ZM100 123H101V122H100ZM121 123H122V122H121ZM127 123H128V122H127ZM133 123H135V122H133ZM33 124H34V123H33ZM67 124H68V122H67ZM72 124H73V123H72ZM75 124H76V123H75ZM86 124H87V123H86ZM90 124H91V123H90ZM94 124H95V122H94ZM101 124H102V123H101ZM105 124H106V123H105ZM105 124H104V125H105ZM112 124H113V122H112ZM117 124H118V123H117ZM117 124H116V125H117ZM34 125H35V124H34ZM78 125H79V123H78ZM91 125H92V124H91ZM91 125H90V127H91ZM98 125H99V124H98ZM98 125H97V126H98ZM108 125H110V124H108ZM128 125H129V124H128ZM50 126H53V125H50ZM61 126H62V125H61ZM64 126H65V123H64ZM93 126H94V125H93ZM114 126H115V125H114ZM120 126H122V125H120ZM125 126H126V125H125ZM133 126H134V125H133ZM33 127H34V126H33ZM48 127H49V126H48ZM54 127H56V126H54ZM75 127H76V126H75ZM82 127H83V126H82ZM82 127H81V128H82ZM84 127H85V126H84ZM111 127H112V126H111ZM128 127H129V126H128ZM61 128H63V127H61ZM61 128H59V129H61ZM77 128H78V127H77ZM96 128H97V127H96ZM98 128H99V127H98ZM132 128H133V127H132ZM140 128L143 129V127H140ZM144 128H145V127H144ZM42 129H43V128H42ZM45 129H47V128H45ZM50 129H51V128H50ZM52 129H53V128H52ZM57 129H58V128H57ZM82 129H83V128H82ZM92 129H93V128H92ZM113 129H115V127H114ZM113 129H112V130H113ZM118 129H119V128H118ZM118 129H117V130H118ZM10 130H11V129H10ZM12 130H13V129H12ZM14 130H15V129H14ZM14 130H13V131H14ZM16 130H17V129H16ZM40 130H41V129H40ZM66 130H67V129H66ZM70 130H71V129H70ZM125 130H126V128H125ZM144 130H146V129H144ZM59 131H60V130H59ZM75 131L77 132V130L74 129V130H73V133H75ZM84 131H85V130H84ZM100 131H101V130H100ZM108 131L110 132L109 129H108ZM120 131H121V130H120ZM133 131H134V130H133ZM133 131H132V132H133ZM149 131H150V130H149ZM149 131L147 130V132H149ZM152 131H153V130H152ZM161 131H162V130H161ZM3 132H4V131H3ZM5 132H6V131H5ZM8 132H9V131H8ZM10 132H12V131H10ZM14 132H15V131H14ZM19 132H20V131H19ZM19 132H18V133H19ZM38 132H39V131H38ZM48 132H49V130H48ZM51 132H52V131H50V133H51ZM68 132H69V131H68ZM71 132H72V131H71ZM87 132H88V131H87ZM109 132H108V133H109ZM111 132H112V131H111ZM114 132H115V131H114ZM114 132H113V133H114ZM118 132H119V130H118ZM121 132H122V131H121ZM123 132H124V130H123ZM130 132H131V131H130ZM138 132H139V129H138ZM141 132H143V131H141ZM147 132H146V133H147ZM40 133H41V132H40ZM43 133H44V132H43ZM50 133H49V134H50ZM54 133H55V132H54ZM97 133H98V130H97ZM104 133H105V132H104ZM115 133H116V132H115ZM47 134H48V133H47ZM51 134H52V133H51ZM57 134H58V133H57ZM85 134H86V133H85ZM92 134H93V131H92ZM98 134H99V133H98ZM121 134H122V133H121ZM127 134H128V133H127ZM136 134H137V133H136ZM140 134H142V133H140ZM3 135H4V134H3ZM7 135H8V134H7ZM12 135H13V134H12ZM54 135H55V134H54ZM60 135H61V134H60ZM66 135H67V134H66ZM68 135H69V134H68ZM77 135H78V133H77ZM81 135H82V134H80V136H81ZM90 135H91V134H90ZM95 135H97V134L95 133ZM100 135H101V132H100ZM100 135L97 136V138H98V137L101 138ZM104 135H105V134H104ZM114 135H115V134H114ZM125 135H126V134H125ZM147 135H148V134H147ZM5 136H6V135H5ZM17 136H19V135H17ZM61 136H62V135H61ZM84 136H85V135H84ZM108 136H109V135H108ZM119 136H120V135H119ZM123 136H124V134H123ZM1 137L3 138L4 136H1ZM8 137H9V135H8ZM8 137H7V138H8ZM22 137H23V136H22ZM22 137H21V138H22ZM28 137H29V136H28ZM68 137H69V136H68ZM73 137H74V136H73ZM82 137H83V136H82ZM85 137H86V136H85ZM104 137H105V136H104ZM106 137H107V136H106ZM117 137H118V136H117ZM10 138H11V137H10ZM46 138H47V137H46ZM53 138H54V137H53ZM63 138H64V135H63ZM71 138H72V137H71ZM110 138H111V137H110ZM110 138H107V142H108V139H110ZM118 138H119V137H118ZM118 138H117V139H118ZM122 138H123V137H122ZM127 138H128V137H127ZM134 138H135V136H134ZM137 138H139V137H137ZM141 138H142V135H141ZM145 138H146V137H145ZM150 138H151V137H150ZM150 138H149V139H150ZM18 139H19V138H18ZM60 139H61V138H60ZM64 139H65V138H64ZM66 139H67V138H66ZM66 139H65V140H66ZM69 139H70V138H69ZM72 139H73V138H72ZM77 139H78V138H77ZM91 139H92V138H91ZM95 139H96V138H95ZM104 139H105V138H104ZM114 139H115V138H114ZM132 139H133V138H132ZM135 139H136V138H135ZM151 139H152V138H151ZM5 140H6V138H5ZM7 140H8V139H7ZM13 140H15V139H13ZM16 140H17V139H16ZM19 140H20V139H19ZM56 140H57V139H56ZM74 140H76V137H75ZM81 140H82V139H81ZM88 140H89V139H88ZM101 140H103V139H101ZM118 140H120V139H118ZM122 140H123V139H122ZM138 140H140V139H138ZM147 140H148V139H147ZM57 141H58V140H57ZM62 141H64V140H62ZM83 141H84V140H83ZM89 141H90V140H89ZM104 141H105V140H104ZM127 141H128V140H127ZM132 141H133V140H132ZM154 141H155V140H154ZM159 141H160V140H159ZM0 142H1V141H0ZM10 142H11V141H10ZM26 142H27V141H26ZM58 142H59V141H58ZM71 142H72V141H71ZM71 142H70V143H71ZM95 142H96V141H95ZM99 142H100V144H101V141H99ZM115 142H116V141H115ZM129 142H130V141H129ZM146 142H147V141H146ZM148 142H149V140H148ZM156 142H157V140H156ZM1 143H2V142H1ZM20 143L22 144V142H20ZM61 143H62V142H61ZM112 143H113V142H112ZM136 143H137V142H136ZM142 143H145V142L143 141ZM152 143H153V142H152ZM159 143H160V142H159ZM181 143H182V142H181ZM6 144H7V143H6ZM6 144H4V145L1 144V145L6 146ZM8 144H9V143H8ZM10 144H11V143H10ZM18 144H19V143H18ZM21 144H20V145H21ZM38 144H39V143H38ZM41 144L43 145V143H41ZM66 144H67V143H66ZM68 144H69V143H68ZM86 144H87V143H86ZM96 144H97V143H96ZM96 144H95V145H96ZM98 144H99V143H98ZM98 144H97V145H98ZM115 144H117V143H115ZM126 144H127V147H128V143H126ZM130 144H131V143H130ZM138 144H139V143H138ZM140 144H141V143H140ZM140 144H139V145H140ZM148 144H149V143H148ZM157 144H158V143H157ZM170 144H171V143H170ZM172 144H174V143H172ZM176 144H177V143H176ZM179 144H180V143H179ZM179 144H177V145H179ZM28 145H29V144H28ZM84 145H85V144H84ZM102 145H103V144H102ZM102 145H101V146H102ZM133 145H134V142H133ZM154 145H155V144H154ZM160 145H161V144H160ZM164 145H165V143H164ZM10 146H11V145H10ZM21 146H22V145H21ZM24 146L26 147L27 145H24V144H23V147H24ZM29 146H30V145H29ZM31 146H32V145H31ZM44 146H45V145H44ZM63 146H66V145H63ZM68 146H69V145H68ZM70 146H72V145H70ZM73 146H74V144H73ZM82 146H83V144H82ZM98 146H99V145H98ZM110 146H111V145H109V147H110ZM112 146H113V145H112ZM115 146H117V145H115ZM120 146H121V145H120ZM122 146H123V145H122ZM136 146H138V145H136ZM143 146H144V145H143ZM145 146H146V145H145ZM151 146H152V145H151ZM168 146H169V145H168ZM13 147H15V146H13ZM27 147H28V146H27ZM33 147H34V146H33ZM38 147H39V146H38ZM41 147H42V146H41ZM86 147H87V146H86ZM88 147H90V146H88ZM103 147H104V146H103ZM117 147H118V146H117ZM138 147H139V146H138ZM158 147H159V146H158ZM160 147H161V146H160ZM1 148H2V147H1ZM30 148H31V147H30ZM34 148H35V147H34ZM36 148H37V147H36ZM43 148H44V147H43ZM43 148H42V149H43ZM69 148H72V147H68V149H69ZM73 148H74V147H73ZM93 148H94V147H93ZM93 148H92V149H93ZM95 148H96V147H95ZM100 148H101V147H100ZM100 148H99V149H100ZM121 148H122V147H121ZM121 148H120V149H121ZM124 148H125V147H124ZM140 148H141V146H140ZM140 148H138V149H140ZM170 148H171V147H170ZM4 149H5V148H4ZM6 149H7V148H6ZM9 149H11V148H9ZM18 149H20V148H18ZM37 149H38V148H37ZM45 149H46V148H45ZM74 149H76V148H74ZM79 149H80V148H79ZM79 149H78V150H79ZM118 149H119V148H118ZM120 149H119V150H120ZM125 149H126V148H125ZM125 149H124V151H125ZM166 149H167V148H166ZM166 149H165V150H166ZM171 149H172V148H171ZM176 149H177V148H176ZM179 149H181V148H179ZM12 150H13V149H12ZM12 150H11V151H12ZM15 150H16V149H15ZM23 150H24V149H22V151H23ZM26 150H27V149H26ZM29 150H30V149H29ZM71 150H72V149H71ZM82 150H83V149H82ZM88 150H89V149H88ZM119 150H118V151H119ZM134 150L137 151L136 148H135ZM148 150H149V149H148ZM19 151H20V150H19ZM43 151H44V150H43ZM72 151H73V150H72ZM80 151H81V150H80ZM85 151H86V150H85ZM101 151H102V150H101ZM105 151H107V150L105 149ZM113 151H114V150H113ZM124 151H123V152H124ZM126 151H127V150H126ZM153 151H154V150H153ZM156 151H157V150H156ZM172 151H173V150H172ZM24 152H25V151H24ZM27 152H28V151H27ZM31 152H32V151H31ZM37 152H38V151H37ZM37 152H35V153H37ZM44 152H45V151H44ZM74 152H75V151H74ZM93 152H94V151H93ZM103 152H104V151H103ZM115 152H116V151H115ZM131 152H132V151H131ZM137 152H138V151H137ZM137 152H136V154H137ZM142 152H143V151H142ZM142 152H141V153H142ZM160 152H161V151H160ZM166 152H167V151H166ZM175 152H176V151H175ZM0 153H1V152H0ZM2 153H3V152H2ZM28 153H29V152H28ZM39 153H41V152H39ZM76 153H77V152H76ZM112 153H113V152H112ZM116 153H117V152H116ZM138 153H139V152H138ZM144 153H145V152H144ZM155 153H156V152H155ZM155 153H154V156L156 155ZM157 153H158V152H157ZM164 153H165V151H164ZM164 153H163V154H164ZM171 153H172V152H171ZM176 153H177V152H176ZM26 154H27V153H26ZM30 154H32V153H30ZM33 154H34V153H33ZM78 154H79V153H78ZM80 154H81V153H80ZM82 154H83L84 156H87V154L85 155L83 152H82ZM91 154H92V152H91ZM95 154H100V153L97 152V153H95ZM108 154H109V153H108ZM123 154H124V153H123ZM123 154H122V155H123ZM130 154H132V153H130ZM130 154H128V155H130ZM134 154H135V153H134ZM146 154H147V153H146ZM163 154L161 153V155H163ZM4 155H5V154H4ZM34 155H35V154H34ZM37 155H38V154H37ZM37 155H36V156H37ZM41 155H43V153H42ZM106 155H107V154H106ZM119 155H120V154H119ZM122 155H121V157H122ZM137 155H138V154H137ZM152 155H153V154H152ZM174 155H175V154H174ZM178 155H179V154H178ZM185 155H186V154H185ZM185 155H184V156H185ZM29 156H30V155H29ZM36 156H34V157H36ZM39 156H40V155H39ZM39 156H38V157H39ZM78 156H79V155H78ZM92 156H93V154H92ZM94 156H95V155H94ZM96 156H97V155H96ZM102 156H104V154H103ZM109 156H110V155H109ZM126 156H127V155H126ZM158 156H159V155H158ZM14 157H15V156H14ZM87 157H88V156H87ZM90 157H91V156H90ZM99 157H100V156H99ZM106 157H107V156H106ZM129 157H130V156H129ZM141 157H142V156H141ZM145 157H146V156H145ZM145 157H143V158H145ZM155 157H156V156H155ZM155 157H154V158H155ZM66 158H67V157H66ZM95 158H96V157H94V159H95ZM114 158H115V157H114ZM117 158H118V157H117ZM124 158H126V157L124 156ZM124 158H123V159H124ZM138 158H139V157H138ZM148 158H149V156H148ZM150 158H151V157H150ZM150 158H149V159H150ZM99 159H100V158H99ZM102 159H103V157H102ZM131 159H132V158H131ZM140 159H141V158H140ZM152 159H153V158H152ZM4 160H5V159H4ZM16 160H17V162H18V159H16ZM72 160H73V159L71 158V161H72ZM84 160H86V158H85ZM88 160H89V159H88ZM96 160H97V158H96ZM118 160H119V159H118ZM118 160H117V161H118ZM125 160H126V159H125ZM125 160H124V161H125ZM2 161H3V160H2ZM107 161L109 162V160H107ZM117 161H116V162H117ZM120 161H121V160H120ZM122 161H123V160H122ZM145 161H146V160H145ZM152 161H153V160H152ZM154 161H155V160H154ZM157 161H159V160L157 159ZM0 162H1V161H0ZM5 162H6V161H5ZM8 162H9V161H8ZM8 162H7V163H8ZM76 162H77V161H76ZM79 162H80V161H79ZM81 162H82V161H81ZM91 162H93V161L91 160ZM91 162H90V160H89V163H91ZM96 162H97V161H96ZM99 162H100V161H99ZM101 162L104 163L103 160H101ZM101 162H100V163H101ZM105 162H106V161H105ZM129 162H130V161H129ZM141 162H143V161H141ZM141 162L139 161V163H141ZM147 162H148V161H147ZM150 162H151V161H150ZM72 163H73V162H72ZM77 163H78V162H77ZM84 163H86V162H84ZM118 163H119V162H118ZM118 163H117V164H118ZM145 163H146V162H145ZM5 164H6V163H5ZM9 164H12V163H9ZM9 164H8V165H9ZM23 164H25V163H23ZM26 164H27V163H26ZM26 164H25L24 166H26ZM87 164H88V163H87ZM87 164H86V165H87ZM94 164H95V162H94ZM96 164H98V163H96ZM106 164H107V163H106ZM112 164H113V162H112ZM112 164H111V165H112ZM114 164H115V162H114ZM114 164H113V165H114ZM121 164H122V163H121ZM142 164H144V163H142ZM14 165H15V164H14ZM75 165H77V164H75ZM75 165H74V166H75ZM86 165H85V167H86ZM92 165H93V164H92ZM104 165H105V163H104ZM111 165H110V168H111ZM119 165H120V164H118V167H119V168L122 167V166H119ZM16 166H17V165H16ZM27 166H28V165H27ZM57 166H58V165H57ZM59 166H60V165H59ZM68 166H69V165H68ZM72 166H73V165H72ZM77 166H78V165H77ZM97 166H98V165H97ZM108 166H109V165H108ZM116 166H117V165H116ZM125 166H126V164H125ZM131 166H132V165H131ZM133 166H134V165H133ZM145 166H146V165H145ZM160 166H161V164H160ZM4 167H5V166H4ZM19 167H20V166H19ZM28 167H30V166H28ZM28 167H26V168L28 169ZM61 167H62V166H61ZM65 167H66V166H65ZM103 167H105V166H103ZM112 167H113V166H112ZM152 167H153V166H152ZM167 167H168V165H167ZM12 168H13V167H12ZM17 168H18V167H17ZM35 168H36V167H35ZM40 168H41V166H40ZM68 168H69V167H68ZM73 168H74V167H73ZM78 168H80V167L78 166ZM86 168H87V171H88V167H86ZM93 168H94V167H93ZM98 168H100V167H98ZM98 168H97V169H98ZM105 168H106V167H105ZM110 168H109V169H110ZM124 168H125V167H124ZM127 168H129V167H127ZM141 168H142V167H141ZM145 168H146V167H145ZM147 168H148V165H147ZM147 168H146V169H147ZM169 168H170V167H169ZM0 169H1V168H0ZM4 169H5V168H3V170H4ZM15 169H16V167H15ZM20 169H22V168H20ZM42 169H44V167H43ZM71 169H72V168H71ZM74 169H75V168H74ZM91 169H92V168H91ZM94 169H95V168H94ZM106 169H107V168H106ZM112 169H113V168H112ZM125 169H126V168H125ZM136 169H137V168H136ZM138 169H140V168L138 167ZM156 169H157V167H156ZM13 170H14V169H13ZM18 170H19V169H18ZM18 170H17V171H18ZM30 170H31V169H30ZM30 170H29V171H30ZM32 170H33V169H32ZM37 170H38V169H37ZM48 170H49V169H48ZM69 170H70V169H69ZM72 170H73V169H72ZM84 170H86V169H84ZM117 170H118V169H117ZM120 170H121V169H119L118 171H120ZM129 170H130V168H129ZM154 170H155V169H154ZM157 170H158V169H157ZM1 171H2V170H0V172H1ZM10 171H11V170H10ZM29 171H28V172H29ZM34 171H36V170H34ZM45 171H46V170H45ZM45 171H44V172H45ZM56 171H58V170H56ZM60 171H61V169H60ZM80 171H81V170H80ZM99 171H100V170H99ZM104 171H105V170H104ZM115 171H116V170H115ZM148 171H149V170H148ZM152 171H153V170H152ZM158 171H163V170H158ZM8 172H9V170H8ZM24 172H25V171H24ZM28 172H27V174H28ZM42 172H43V171H42ZM42 172L40 173V175L42 174ZM50 172H51V171H50ZM50 172H49V173H50ZM69 172H70V171H69ZM73 172H74V171H73ZM84 172H85V171H84ZM89 172H90V171H89ZM89 172H88V173H89ZM94 172H95V170H94ZM101 172H102V170H101ZM105 172H106V171H105ZM113 172H114V171H113ZM122 172H123V171H122ZM124 172H125V171H124ZM126 172H127V171H126ZM131 172H132V171H131ZM135 172H137V171H135ZM141 172H142V171H141ZM143 172H144V170H143ZM165 172H166V170H165ZM4 173H5V172H4ZM11 173H12V172H11ZM22 173H23V171H22ZM22 173H21V174H22ZM35 173H36V172H35ZM37 173H38V172H37ZM49 173H48V175H49ZM62 173H63V172H62ZM76 173H77V172H76ZM80 173H81V172H80ZM82 173H83V172H82ZM82 173H81V174H82ZM99 173H100V172H99ZM110 173H111V172H110ZM144 173H145V172H144ZM146 173H148V172H146ZM155 173H156V172H155ZM157 173H159V172H157ZM162 173H164V171H163ZM6 174H7V173H6ZM6 174H5L4 176H6ZM15 174H17V173H15ZM32 174H33V172H32ZM38 174H39V173H38ZM38 174H37V175H38ZM44 174H45V173H44ZM44 174H43V175H44ZM60 174H61V173H60ZM66 174H67V173H66ZM84 174H85V173H84ZM89 174H90V173H89ZM94 174H95V173H94ZM97 174H98V173H97ZM100 174H101V173H100ZM122 174H123V173H122ZM127 174H128V173H127ZM165 174H167V172H166ZM165 174H164V175H165ZM23 175H24V174H23ZM52 175H53V174H52ZM52 175H51V176H52ZM70 175L73 176V174H70V173H69V176H70ZM74 175H75V174H74ZM78 175H80V174H78ZM91 175H92V174H91ZM91 175H90L89 177H91ZM102 175H103V173H102ZM106 175H107V173H105V176H106ZM118 175H119V174H118ZM125 175H126V173H125ZM125 175H124V176H125ZM129 175H132V174H129ZM138 175H139V174H138ZM148 175H149V173H148ZM151 175H152V173L150 174V176H151ZM158 175H159V174H158ZM161 175H162V174H161ZM169 175H170V174H169ZM173 175H174V174H173ZM15 176H16V175H15ZM24 176H25V175H24ZM35 176H36V175L34 174V177H35ZM67 176H68V175H67ZM80 176H81V175H80ZM86 176H87V174H86ZM105 176H104V178H105ZM144 176H145V175H144ZM154 176H155V175H154ZM1 177H2V176H1ZM8 177H9V176H8ZM10 177H12V175H11ZM29 177H30V176H29ZM34 177H32V178H34ZM41 177H45V176H42V175H41ZM47 177H48V176H47ZM49 177H50V176H49ZM49 177H48V178H49ZM77 177H78V176H77ZM84 177H85V176H84ZM94 177H95V176H94ZM100 177H101V176H100ZM109 177H110V176H109ZM122 177H123V176H122ZM128 177H129V176H128ZM133 177H134V176H133ZM133 177H132V178H133ZM140 177H141V174H140ZM142 177H143V175H142ZM145 177H146V176H145ZM2 178H3V177H2ZM17 178H18V177H17ZM17 178H16V179H17ZM19 178H20V177H19ZM19 178H18V179H19ZM22 178H23V177H22ZM25 178H28V176L25 177ZM52 178H53V177H52ZM52 178H51V179H52ZM58 178H59V177H58ZM78 178H79V177H78ZM95 178H97V177H95ZM95 178H94V179H95ZM98 178H99V177H98ZM102 178H103V177H102ZM106 178H107V177H106ZM116 178H117V177H116ZM147 178H148V177H147ZM156 178H157V177H156ZM170 178H171V177H170ZM20 179H21V178H20ZM30 179H31V178H30ZM54 179H55V177H54ZM59 179H60V178H59ZM75 179H76V178H75ZM100 179H101V178H100ZM109 179H111V178H109ZM135 179L137 180L136 177H135ZM139 179H140V178H139ZM152 179H153V177H152ZM154 179H155V178H154ZM163 179H165V178H163ZM6 180H7V179H6ZM13 180H15V179H13ZM21 180H24V179H21ZM33 180H34V179H33ZM33 180H32V181H33ZM35 180H36V179H35ZM46 180H48V179H46ZM55 180H56V179H55ZM60 180H61V179H60ZM82 180H83V179H82ZM88 180H89V179H88ZM105 180H106V179H105ZM105 180H104V181H105ZM114 180H115V179H114ZM130 180H131V179H129V181H130ZM143 180H144V179H143ZM149 180H151V179H149ZM168 180H169V179H168ZM171 180H172V179H171ZM0 181L2 182V179H1ZM15 181H16V180H15ZM15 181H14V182H15ZM17 181H18V180H17ZM29 181H30V180H29ZM29 181H28V182H29ZM32 181H31V182H32ZM36 181H37V180H36ZM41 181H42V180H41ZM41 181H40V182H41ZM52 181H53V180H52ZM95 181H96V180H95ZM99 181H100V180H99ZM118 181H119V180H118ZM192 181H193V180H192ZM3 182H4V180H3ZM5 182H6V181H5ZM9 182L11 183L10 179H9ZM24 182H25V180H24ZM24 182H23V183H24ZM28 182H27V183H28ZM34 182H35V181H34ZM46 182H47V181H45V183H46ZM49 182H50V181H49ZM49 182H48V183H49ZM86 182H88V181H86ZM89 182L91 183V181H89ZM100 182H101V181H100ZM106 182H107V181H106ZM113 182H114V181H113ZM159 182H160V180H159ZM189 182H190V181H189ZM6 183H7V182H6ZM15 183H17V182H15ZM19 183H20V182H19ZM19 183H18V184H19ZM25 183H26V182H25ZM42 183H43V182H42ZM45 183H44V184H45ZM57 183H58V182H57ZM57 183H56V185H57ZM95 183H96V182H95ZM95 183H94V184H95ZM121 183H122V182H121ZM131 183H132V182H131ZM141 183H142V181H141ZM146 183H147V181H146ZM149 183H150V182H149ZM0 184H1V183H0ZM20 184H21V183H20ZM36 184H37V183H36ZM46 184H47V183H46ZM46 184H45V186H46ZM52 184H54V182H53ZM101 184H102V183H101ZM113 184L116 185V182L113 183ZM119 184H120V183H118L117 185H119ZM129 184H130V182H129ZM129 184H128V185H129ZM163 184H164V183H163ZM24 185H25V184H24ZM26 185H27V184H26ZM97 185H98V184H97ZM102 185H103V184H102ZM120 185H122V184H120ZM158 185H160V184H158ZM9 186H10V185H9ZM9 186H8V187H9ZM17 186H18V185H17ZM20 186H21V185H20ZM35 186H37V185H35ZM54 186H55V184H54ZM103 186H104V185H103ZM109 186H110V185H109ZM124 186H125V185H124ZM135 186H136V185H135ZM143 186H144V185H143ZM4 187H5V186H4ZM8 187H6V188H8ZM14 187H15V186H14ZM22 187H23V186H22ZM40 187H41V186H40ZM52 187H53V186H52ZM52 187H51V188H52ZM60 187H61V186H60ZM90 187H91V186H90ZM96 187H98V186H96ZM96 187H95V188H96ZM122 187H123V186H122ZM126 187H127V186H126ZM126 187H125V188H126ZM128 187H129V186H128ZM194 187H196V186H194ZM0 188H1V187H0ZM10 188H11V186H10ZM30 188H31V187H30ZM35 188H37V187H35ZM48 188H49V187H48ZM107 188H108V187H107ZM118 188H120V187H118ZM140 188H141V186H140ZM146 188L150 189V187H146ZM2 189H3V187H2ZM16 189H18V187H17ZM23 189H24V188H23ZM41 189H42V188H41ZM52 189H53V188H52ZM55 189H56V188H55ZM57 189H58V187H57ZM57 189H56V190H57ZM63 189H66V188L63 187ZM92 189H93V188H92ZM112 189H113V187H112ZM112 189H111V190H112ZM128 189H129V188H128ZM138 189H139V188H138ZM141 189H142V188H141ZM156 189H157V188H156ZM162 189H163V187H162ZM189 189H190V188H189ZM189 189H188V190H189ZM197 189H198V188H197ZM197 189H195V188L192 187V188L190 189V191H191V192H192V191H195V192H196ZM11 190H12V189H11ZM25 190H26V189H25ZM33 190H34V189H33ZM33 190H32V191H33ZM38 190H39V189H38ZM45 190H47V189L45 188ZM45 190H44V191H45ZM108 190H110V187L108 188ZM115 190H116V189H115ZM115 190H114V191H115ZM119 190H120V189H119ZM122 190H123V188H122ZM124 190H125V189H124ZM130 190H132V189H130ZM157 190H158V189H157ZM169 190H170V189H169ZM14 191H15V190H14ZM18 191H20V190H18ZM41 191H42V190H41ZM61 191H62V190H61ZM61 191H59V192H61ZM67 191H68V190H67ZM67 191H66V194H67ZM117 191H118V190H117ZM132 191H134V190H132ZM136 191H137V190H136ZM136 191H134V192H136ZM140 191H141V190H140ZM151 191H152V190H151ZM160 191H162V190L160 189ZM2 192H3V191H2ZM12 192H13V190H12ZM15 192H16V191H15ZM24 192H25V191H24ZM36 192H37V191H36ZM51 192H52V191H51ZM75 192H76V190H75ZM81 192H82V191H81ZM118 192H119V191H118ZM118 192H117V193H118ZM122 192H123V191H122ZM142 192H145V191H142ZM142 192H141V196H142V194H143V196H144V193H142ZM152 192H154V190H153ZM170 192H171V191H170ZM4 193L6 194V191H5ZM18 193H19V192H18ZM27 193H28V192H27ZM27 193H26V194H27ZM29 193H30V192H29ZM41 193H42V192H41ZM43 193H44V192H43ZM47 193H48V192H47ZM54 193H55V191H54ZM69 193H72V190L69 191ZM76 193H77V192H76ZM125 193H130V192L127 191V192H125ZM146 193H147V191L145 192V194H146ZM185 193H186V192H185ZM0 194H1V193H0ZM7 194H8V193H7ZM11 194H12V193H11ZM20 194H21V193H20ZM45 194H46V193H45ZM51 194H52V193H51ZM51 194H50V195H51ZM121 194L123 195V193H121ZM137 194H138V192H137ZM148 194H149V193H148ZM186 194H187V193H186ZM196 194H197V193H196ZM22 195H24V194H22ZM34 195H35V194H34ZM37 195H38V194H37ZM52 195H53V194H52ZM58 195H59V194H58ZM64 195H65V193L63 194V197L65 198L66 196H64ZM68 195H69V194H67V196H68ZM70 195H71V194H70ZM70 195H69V196H70ZM75 195H76V194H75ZM117 195H118V194H117ZM126 195H129V194H126ZM126 195H124V196H126ZM130 195H131V194H130ZM188 195H189V194H188ZM192 195H193V194H192ZM6 196H7V195H6ZM11 196H12V195H11ZM16 196H17V195H16ZM28 196H29V195H28ZM35 196H36V195H35ZM38 196H39V195H38ZM55 196H56V195H55ZM79 196H80V195H79ZM87 196H88V194H87ZM90 196H92V195H90ZM93 196H94V195H93ZM95 196H96V195H95ZM138 196H139V195H138ZM159 196H161V194H159ZM162 196H163V194H162ZM168 196H169V195H168ZM189 196H190V195H189ZM2 197H3V196H2ZM22 197H24V196H22ZM45 197H46V196H45ZM49 197H50V196H49ZM61 197H62V196H61ZM74 197H75V196H74ZM74 197H73V198H74ZM82 197H83V196H82ZM84 197H85V194H84ZM122 197H123V196H122ZM122 197H121V198H122ZM150 197H151V196H150ZM156 197H157V196H156ZM9 198H10V197H9ZM12 198H13V197H12ZM28 198H29V197H28ZM30 198H32V193H31V197H30ZM52 198H53V197H52ZM64 198H63V199H64ZM73 198H72V199H73ZM77 198H78V196H77ZM79 198H81V196H80ZM87 198L89 199L90 197H87ZM92 198L94 199V197H92ZM92 198H91V199H92ZM118 198H119V197H118ZM126 198H127V197H126ZM129 198H131V197H129ZM142 198H144V197H142ZM147 198H148V197H147V195H146V198H145V199H147ZM162 198H163V197H161V199H162ZM165 198H166V197H165ZM165 198H163V199L165 200ZM168 198H169V197H168ZM168 198H167V200H168ZM189 198H191V197H189ZM13 199H14V198H13ZM13 199H12V201H13ZM15 199H16V198H15ZM20 199H21V198H20ZM23 199H24V198H23ZM54 199H55V198H54ZM69 199L71 200V198H69ZM83 199H84V198H83ZM83 199H81V200H83ZM96 199H97V198H96ZM123 199H124V198H123ZM132 199H133V198H132ZM132 199H131V200H132ZM6 200H7V199H6ZM9 200H10V199H9ZM33 200H34V199H33ZM33 200H32V201H33ZM39 200H40V198H39ZM65 200H66V199H65ZM84 200H86V199H84ZM84 200H83V201H84ZM133 200H134V199H133ZM136 200H137V199H136ZM148 200H149V198H148ZM153 200H155V199H153ZM153 200H152V201H153ZM3 201H4V200H3ZM17 201H18V200H17ZM20 201H21V200H20ZM20 201H19V202H20ZM26 201H27V199H26ZM42 201H43V200H42ZM58 201H60V200H58ZM72 201H73V200H72ZM74 201H75V200H74ZM74 201H73V202H74ZM78 201H80V200H78ZM124 201H125V200H124ZM129 201H130V200H129ZM162 201H163V200H162ZM10 202H11V201H10ZM29 202H30V199H29ZM36 202H37V200H36ZM36 202H35V203H36ZM50 202H51V201H50ZM55 202H56V201H55ZM62 202H63V201H62ZM69 202H70L69 204H71V201H69ZM75 202H76V201H75ZM75 202H74V204H75ZM95 202H97V201H95ZM95 202H94V203H95ZM126 202H127V201H126ZM131 202H132V201H131ZM133 202H134V201H133ZM140 202H141V201H140ZM146 202H148V201H146ZM149 202L151 203V201H149ZM156 202H157V201H156ZM160 202H161V201H160ZM163 202H164V201H163ZM166 202H167V201H166ZM27 203H28V201H27ZM32 203H33V202H32ZM32 203H31V204H32ZM43 203H44V201H43ZM47 203H48V202H47ZM51 203H53V202H51ZM57 203H58V202H57ZM97 203H98V202H97ZM100 203H101V202H100ZM138 203H139V202H138ZM143 203H144V201H143ZM143 203H142V204H143ZM152 203H153V202H152ZM154 203H155V202H154ZM154 203H153V204H154ZM157 203L160 204L159 201H158ZM161 203H162V202H161ZM0 204H2V203H0ZM8 204H10V203H8ZM19 204H20V203H19ZM21 204H22V203H21ZM24 204H25V203H24ZM38 204H40V203H38ZM38 204H37V206H38ZM41 204H42V203H41ZM62 204H63V203H62ZM74 204H73V205H74ZM86 204H87V203H86ZM142 204H141V205H142ZM167 204H168V203H167ZM16 205H17V203H16ZM71 205H72V204H71ZM80 205L82 206V204H80ZM89 205L92 206L91 204H89ZM93 205H94V204H93ZM99 205H100V204H99ZM109 205H110V204H109ZM126 205H128V204H126ZM136 205H137V206H140V205H138V204H136ZM147 205H148V204H147ZM175 205H176V204H175ZM9 206H10V205H9ZM22 206H25V205H22ZM26 206H27V205H26ZM42 206H43V205H42ZM45 206H46V205H45ZM53 206H54V205H53ZM61 206H62V205H61ZM65 206H66V205H65ZM134 206H135V205H134ZM151 206H152V205H151ZM155 206H156V205H155ZM165 206H166V205H165ZM179 206H180V205H179ZM13 207H14V206H13ZM13 207H12V209H13ZM28 207H29V206H28ZM30 207H31V206H30ZM30 207H29V208H30ZM35 207H36V205H35ZM39 207H40V206H39ZM49 207H50V203H49ZM54 207H55V206H54ZM54 207H53V208H54ZM56 207H57V206H56ZM79 207H80V206H79ZM95 207H96V206H95ZM95 207H94V208H95ZM104 207H105V206H104ZM104 207H103V208H104ZM145 207H147V206L145 205L144 208H145ZM149 207H150V206H149ZM149 207H148V209H149ZM152 207H153V206H152ZM152 207H150V208H152ZM157 207H158V206H157ZM157 207H156V210H157ZM8 208H10V207H8ZM17 208H18V205H17ZM20 208H21V206H20ZM23 208H24V207H23ZM61 208H62V207H61ZM61 208H58V209L56 208V209L59 210V209H61ZM64 208H65V207H64ZM74 208H75V207H74ZM84 208H85V207H84ZM88 208H89V207H88ZM100 208H101V207H100ZM105 208H106V207H105ZM110 208H111V207H110ZM110 208H109V209H110ZM116 208H117V210H118V207H116ZM153 208H154V207H153ZM159 208H160V207H159ZM161 208H162V207H161ZM27 209H28V208H27ZM36 209H37V207H36ZM39 209H41V208H39ZM50 209H51V208H50ZM67 209H68V208H67ZM75 209H76V208H75ZM81 209H82V207H81ZM81 209H80V210H81ZM92 209H93V207H92ZM114 209H115V208H114ZM137 209H138V208H137ZM140 209H141V208H140ZM173 209H174V208H173ZM7 210H8V209H7ZM10 210H11V209H10ZM21 210H22V209H21ZM29 210H30V209H29ZM33 210H34V209H33ZM41 210H42V209H41ZM41 210H40V211H41ZM65 210H66V209H65ZM70 210H71V209H70ZM94 210H95V209H94ZM105 210H106V209H105ZM110 210H111V209H110ZM110 210H109V211H110ZM135 210H136V208H135ZM138 210H139V209H138ZM142 210H143V209H142ZM145 210H146V211H145ZM151 210H152V209H151ZM151 210H150V211L148 210V212H151ZM168 210H169V209H168ZM23 211H24V210H23ZM23 211H22V212H23ZM25 211H26V210H25ZM30 211H31V210H30ZM52 211H53V210H52ZM52 211H48V212L52 213ZM59 211H61V210H59ZM59 211H58V213H59ZM87 211H88V210H87ZM90 211H91V210H90ZM103 211H104V210H103ZM107 211H108V210H107ZM175 211H176V210H175ZM9 212H10V211H9ZM37 212H38V210H37ZM70 212H71V211H70ZM96 212H97V211H96ZM99 212H101V211H99ZM144 212H147V208L144 209ZM148 212H147V213H148ZM155 212H156V211H155ZM163 212H165V211H163ZM166 212H167V211H166ZM13 213H14V212H13ZM29 213H30V212H29ZM71 213H72V212H71ZM79 213H80V211H79ZM81 213H82V212H81ZM91 213H92V212H91ZM160 213H161V212H160ZM11 214H12V213H11ZM20 214H21V213H20ZM47 214H48V213H47ZM54 214H55V213H54ZM87 214H88V212H87ZM99 214H100V213H99ZM112 214H113V213H112ZM112 214H111V215H112ZM120 214H122V213H120ZM151 214H152V213H151ZM166 214H167V213H166ZM6 215H7V214H6ZM40 215H41V214H40ZM50 215H51V214H49V216H50ZM56 215H58V214L56 213ZM56 215H55V216H56ZM71 215H72V214H71ZM74 215H75V214H74ZM76 215H77V214H76ZM93 215H94V214H93ZM106 215H107V214H106ZM114 215H116V214L114 213ZM114 215H113V217H114ZM118 215H119V214H118ZM147 215H148V214H147ZM154 215H155V214H153V216H154ZM1 216H2V215H1ZM3 216H4V214H3ZM7 216H8V215H7ZM9 216H10V215H9ZM14 216H15V215H14ZM31 216H34V213H33V215H31ZM36 216H39V215H36ZM44 216H45V215H44ZM44 216H42V217H44ZM47 216H48V215H47ZM66 216H67V215H66ZM79 216H81V214L78 215V217H79ZM96 216H97V215H96ZM151 216H152V215H151ZM5 217H6V216H5ZM40 217H41V216H40ZM69 217H70V216H69ZM69 217H67V218H69ZM90 217H92V216H90ZM107 217H108V216H107ZM110 217H112V216H110ZM154 217H155V216H154ZM12 218H13V217H12ZM14 218H15V217H14ZM14 218H13L12 220H14ZM26 218H27V216H26ZM29 218H30V217H29ZM61 218H62V217H61ZM65 218H66V217H65ZM67 218H66V219H67ZM75 218H76V217H75ZM81 218H82V217H81ZM87 218H88V216H87ZM93 218H94V217H93ZM103 218H104V217H103ZM105 218H106V217H105ZM108 218H109V217H108ZM108 218H107V219H108ZM120 218H121V216H120ZM122 218H123V216H122ZM124 218H125V217H124ZM129 218H130V217H129ZM152 218H153V217H152ZM0 219H1V218H0ZM17 219H18V218H17ZM45 219H47L46 216H45ZM76 219H77V218H76ZM82 219H83V218H82ZM82 219H81V220H82ZM88 219H89V218H88ZM101 219H102V217H101ZM107 219H106V220H107ZM127 219H128V218H127ZM130 219H131V218H130ZM130 219H129L128 221H130ZM3 220H4V219H3ZM3 220H2V221H3ZM8 220H10V219H8ZM20 220H22V219H20ZM57 220H58V218H57ZM68 220H69V219H68ZM73 220H74V219H73ZM78 220H80V219L78 218ZM111 220H112V219H111ZM113 220H114V219H113ZM115 220H116V219H115ZM119 220H120V219H119ZM132 220H133V219H132ZM132 220H131V221H132ZM2 221H1V222H2ZM26 221H27V219H26ZM26 221H25V222H26ZM31 221H33V219H32ZM38 221H39V220H38ZM42 221H43V219H42ZM42 221H41V222H42ZM70 221H71V220H70ZM76 221H77V220H76ZM87 221H88V220H87ZM94 221H95V220H94ZM96 221H97V220H96ZM96 221H95V222H96ZM100 221H101V220H100ZM134 221H136V220H134ZM9 222H11V220H10ZM9 222H7V223H8L7 226H9V224H11L13 221H12L11 223H9ZM15 222H16V221H15ZM15 222H14V223H15ZM22 222H23V220H22ZM22 222H20V223H22ZM41 222H40V223H41ZM54 222H55V221H54ZM58 222H60V221H58ZM72 222H73V221H72ZM72 222H71V223H72ZM104 222H106V221H104ZM120 222H121V221H120ZM147 222H148V221H147ZM44 223H45V222H44ZM50 223H51V222H50ZM60 223H63V222H60ZM80 223H82V222H80ZM85 223H86V222H85ZM101 223H102V222H101ZM110 223H111V222H110ZM15 224L18 225L17 222H16ZM36 224H37V223H36ZM36 224H35V225H36ZM46 224H48V223H46ZM46 224H45V225H46ZM78 224H79V223H78ZM87 224H88V223H87ZM90 224H91V223H90ZM95 224H96V223H95ZM97 224H98V223H97ZM102 224H103V223H102ZM132 224H133V223H132ZM132 224H131V225H132ZM136 224H137V223H136ZM144 224H145V223H144ZM3 225H4V224H3ZM3 225H2V226H3ZM13 225H14V224H13ZM20 225H21V224H20ZM22 225H23V223H22ZM42 225H43V224H42ZM57 225H58V224H57ZM82 225H83V224H82ZM84 225H86V224H84ZM88 225H89V224H88ZM88 225H86V226H88ZM103 225H104V224H103ZM105 225H106V224H105ZM105 225H104V227H105ZM108 225H109V224H108ZM147 225H148V224H147ZM152 225H153V224H152ZM14 226H15V225H14ZM26 226H28V225H26ZM58 226H59V225H58ZM70 226H71V225H70ZM73 226H74V225H73ZM94 226H96V225H94ZM114 226H115V225H114ZM128 226H130V225H128ZM128 226H127V227H128ZM148 226H149V225H148ZM3 227H4V226H3ZM18 227H19V226H17V228H18ZM21 227L23 228V226H21ZM31 227H32V226H31ZM39 227H41V226H39ZM46 227H47V226H46ZM61 227H62V226H61ZM74 227H75V226H74ZM76 227H77V226H76ZM78 227H80V226H78ZM92 227H93V226H92ZM106 227H107V226H106ZM108 227H109V226H108ZM122 227H123V226H122ZM131 227H132V226H131ZM136 227H137V225H136ZM139 227H140V226H139ZM144 227H145V226H144ZM33 228H34V226H33ZM36 228H37V227H36ZM41 228H42V227H41ZM65 228H66V227H65ZM67 228H69V227H67ZM67 228H66V229H67ZM72 228H73V227H72ZM81 228H82V226H81ZM94 228L96 229V227H94ZM102 228H103V226H102ZM11 229H13V227H11ZM11 229H10V230H11ZM18 229H21V228L19 227ZM18 229H17V230H18ZM28 229H29V227H28ZM34 229H35V228H34ZM42 229H43V228H42ZM45 229H46V228H45ZM52 229H53V228H52ZM66 229H65V230H66ZM74 229H75V228H74ZM74 229H73V230H74ZM85 229H86V228H85ZM88 229H89V228H88ZM98 229H99V228H98ZM107 229H108V228H107ZM111 229L113 230V228H111ZM123 229H124V228H123ZM125 229H126V228H125ZM131 229H133V228H131ZM131 229H130V230H131ZM152 229H153V227H152ZM3 230H4V229H3ZM48 230H49V229H48ZM56 230H57V229H56ZM60 230H61V229H60ZM86 230H87V229H86ZM12 231H13V230H12ZM15 231H16V230H15ZM21 231H22V230H21ZM32 231H33V230H31V232H32ZM34 231H35V230H34ZM34 231H33V233H34ZM42 231H43V230H42ZM50 231H51V229H50ZM62 231H63V230H62ZM66 231H67V230H66ZM68 231H69V230H68ZM75 231H76V230H75ZM82 231L84 232V230H82ZM90 231H91V230H90ZM94 231H95V230H94ZM122 231H123V230H122ZM2 232H3V231H2ZM5 232H6V231H5ZM23 232H24V231H23ZM26 232H27V229H26ZM28 232H29V231H28ZM63 232H65V231H63ZM92 232H93V231H92ZM92 232H91V233H92ZM124 232H125V231H124ZM144 232H146V231H144ZM147 232H148V231H147ZM147 232H146V233H147ZM19 233H20V232H19ZM43 233H44V232H43ZM45 233H46V232H45ZM45 233H44V234H45ZM57 233H58V232H57ZM68 233H69V232H68ZM74 233H75V232H74ZM86 233H88V232H86ZM86 233L84 232L85 235H86ZM100 233H101V232H100ZM100 233H99V234H100ZM122 233H123V232H122ZM129 233H130V232H129ZM16 234H18V233H16ZM26 234H27V233H26ZM26 234H25V235H26ZM30 234H31V233H30ZM34 234H35V233H34ZM37 234H38V232H37ZM47 234H48V233H47ZM47 234H45V235L48 236ZM59 234H60V233H59ZM65 234H66V233H65ZM72 234H73V233H72ZM99 234H98V235H99ZM102 234H103V233H102ZM113 234H114V233H113ZM9 235H10V234H9ZM20 235H22V234L20 233ZM23 235H24V233H23ZM23 235H22V236H23ZM27 235H29V233H28ZM51 235H52V234H51ZM51 235H50V236H51ZM54 235H55V234H54ZM80 235H81V234H80ZM89 235H90V233H89ZM141 235H142V234H141ZM156 235H157V234H156ZM5 236H6V235H5ZM13 236H14V235H13ZM34 236H35V235H34ZM34 236H33V237H34ZM39 236H40V235H39ZM52 236H53V235H52ZM77 236H78V235H77ZM77 236H76V238H77ZM87 236H88V235H87ZM91 236H92V235H91ZM93 236H95V234H94ZM115 236H116V235H115ZM142 236H143V235H142ZM148 236H149V235H148ZM148 236H146V237H148ZM150 236H151V235H150ZM0 237H1V236H0ZM25 237H26V236H25ZM30 237H31V236H30ZM43 237H44V236H43ZM56 237H57V236H56ZM56 237H55V238H56ZM123 237H124V236H123ZM146 237H145V239H146ZM4 238H5V237H4ZM15 238H16V236H15ZM27 238H28V237H27ZM44 238H45V237H44ZM59 238H60V237H59ZM70 238H71V237H70ZM72 238H73V237H72ZM79 238H80V237H79ZM82 238H84V237H82ZM99 238H100V237H99ZM103 238H104V237H103ZM103 238H102V239H103ZM109 238H111V237H109ZM112 238H113V237H112ZM130 238H132V235H131V234H128V233H125L124 240L127 241V240H130ZM12 239H14V238H12ZM12 239H11V240H12ZM32 239H33V238H32ZM38 239H39V238H38ZM38 239H37V240H38ZM65 239H67V237H65ZM90 239H91V238H90ZM93 239H94V237H93ZM93 239H92V240H93ZM139 239H140V238H139ZM3 240H6V239H3ZM3 240H2V241H3ZM16 240H17V238H16ZM23 240H25V238H24ZM40 240H41V239H40ZM60 240H62V239H60ZM92 240H91V241H92ZM94 240H95V239H94ZM109 240H110V239H109ZM122 240H123V239H122ZM155 240H156V239H155ZM159 240H160V239H159ZM2 241H1V242H2ZM7 241H8V240H7ZM14 241H15V240H14ZM14 241H13V242H14ZM17 241H18V240H17ZM35 241H36V240H35ZM35 241H34V242H35ZM51 241H53V240L51 239ZM58 241H59V240H58ZM74 241H75V239H74ZM77 241H78V240H77ZM83 241H84V239H83ZM89 241H90V240H89ZM91 241H90V242H91ZM97 241H98V240H97ZM97 241H96V242H97ZM100 241H101V240H100ZM103 241H104V240H103ZM106 241H107V240L105 239V242H106ZM111 241H112V240H111ZM113 241H114V239H113ZM139 241H141V239H140ZM152 241H153V240H152ZM11 242H12V241H11ZM28 242H29V241H28ZM32 242H33V241H32ZM36 242H37V241H36ZM47 242H48V240H47ZM62 242H63V241H62ZM66 242H67V241H66ZM86 242H87V244H89L88 241H86ZM96 242H95V243H96ZM108 242H109V241H108ZM108 242H107V243H108ZM116 242H117V241H116ZM120 242H121V241H120ZM137 242H138V241H137ZM144 242H145V241H144ZM157 242H158V240H157ZM3 243H4V242H3ZM7 243H8V242H6V244H7ZM9 243H10V242H9ZM9 243H8V244H9ZM16 243H17V242H16ZM21 243H22V241H21ZM21 243H20V245H21ZM38 243H39V242H38ZM50 243H51V242H50ZM83 243H84V242H83ZM98 243H99V242H97V244H98ZM103 243H104V242H103ZM1 244H2V243H1ZM14 244H15V243H14ZM14 244H13V245H14ZM74 244H75V243H74ZM78 244H79V243H78ZM139 244H140V243H139ZM139 244H138V245H139ZM146 244H147V243H146ZM153 244H154V243H153ZM3 245H5V243H4ZM9 245H10V244H9ZM13 245H12V246H13ZM36 245H37V244H36ZM40 245H41V243H40ZM51 245H52V244H51ZM65 245H67V244H65ZM69 245H70V244H69ZM69 245H68V246H69ZM122 245H123V244H122ZM133 245H135V244H133ZM1 246H2V245H0V247H1ZM6 246H7V245H6ZM10 246H11V245H10ZM10 246H9V247H10ZM23 246H24V245H23ZM27 246H28V245H27ZM42 246L44 247L43 244H42ZM54 246H55V247H53V248H56V245H54ZM58 246L60 247V245H58ZM70 246H71V245H70ZM75 246H76V245H75ZM78 246H79V245H78ZM93 246H94V245H93ZM102 246H103V245H102ZM102 246H98V247H102ZM108 246H109V244H108ZM108 246H106V247L108 248ZM113 246H114V244H113ZM124 246H125V245H124ZM141 246H142V245H141ZM144 246H145V244H144ZM146 246H147V245H146ZM146 246H145V247H146ZM148 246H150V245H148ZM148 246H147V247H148ZM157 246H158V245H157ZM161 246H162V245H161ZM15 247H16V246H15ZM39 247H40V246H39ZM46 247H47V246H46ZM49 247H50V246H49ZM59 247H57V248H59ZM61 247H62V245H61ZM80 247H81V246H80ZM86 247H87V246H86ZM86 247H85V248H86ZM89 247H90V246H89ZM139 247H140V246H139ZM139 247H137V248H139ZM142 247H143V246H142ZM147 247H146V248H147ZM7 248H8V247H7ZM30 248H32V247H30ZM62 248L64 249V248H66V247H62ZM73 248H74V247H73ZM76 248H77V247H76ZM85 248H84V249H85ZM117 248H118V247H117ZM137 248H136V250H138ZM149 248H150V247H148V249H149ZM151 248H152V247H151ZM159 248H160V247H159ZM35 249H36V248H35ZM48 249H49V248H48ZM69 249H70V248H69ZM105 249H106V248H105ZM118 249H119V248H118ZM139 249H140V248H139ZM176 249H177V248H176ZM12 250H13V248H12ZM12 250H11V252H12ZM15 250H16V249H15ZM18 250H19V249H18ZM18 250H17V252H18ZM27 250H28V248H27ZM32 250H33V248H32ZM43 250H44V248H43ZM54 250H55V249H54ZM60 250H62V249H60ZM82 250H83V249H82ZM101 250H102V248H101ZM103 250H104V249H103ZM131 250H132V249H131ZM141 250H142V249H141ZM149 250H150V249H149ZM180 250H181V249H180ZM19 251H20V250H19ZM24 251H25V250H24ZM24 251H22V252H24ZM37 251H38V250H37ZM41 251H42V250H41ZM45 251H46V250H45ZM49 251H50V250H48L47 252H49ZM67 251H68V250H67ZM78 251H79V250H78ZM83 251H84V250H83ZM89 251H90V250H89ZM89 251H88V253H89ZM92 251H93V249H92ZM95 251H96V250H95ZM113 251H114V250H113ZM113 251H112V252H113ZM124 251H125V250H124ZM127 251H128V250H127ZM142 251H143V250H142ZM174 251H175V249H174ZM178 251H179V250H178ZM183 251H184V250H183ZM5 252L7 253V250H6ZM9 252H10V251H9ZM32 252H33V251H32ZM32 252H31V253H32ZM50 252H51V251H50ZM74 252H76V254H77V251H74ZM81 252H82V251H81ZM97 252H98V251H97ZM106 252H107V251H106ZM106 252H105V253H106ZM112 252H111V253H112ZM120 252H121V250H120ZM132 252H133V251H132ZM13 253L15 254L16 252H13ZM29 253H30V252H29ZM29 253H28V254H29ZM37 253H38V252H37ZM43 253H44V252H43ZM54 253H55V252H54ZM62 253L64 254L63 251H62ZM98 253H100V251H99ZM101 253L103 254L104 252L101 251ZM105 253H104V254H105ZM114 253H115V252H113V254H114ZM116 253H118V252L116 251ZM125 253H126V252H125ZM128 253H129V252H128ZM130 253H131V252H130ZM1 254H3V253H1ZM1 254H0V255H1ZM14 254H12V255H14ZM34 254H35V253H34ZM38 254H40V253H38ZM60 254H61V253H60ZM60 254H59V255H60ZM68 254H69V253H68ZM71 254H72V253H71ZM73 254H74V253H73ZM78 254H79V253H78ZM81 254L84 255L83 253H81ZM96 254H97V253H96ZM107 254H108V252H107ZM120 254H122V253H120ZM144 254H145V253H144ZM9 255H10V254H9ZM25 255H26V254H25ZM31 255H33V253H32ZM42 255H43V254H42ZM66 255H67V254H66ZM105 255H106V254H105ZM109 255L111 256L110 253H109ZM118 255H119V254H118ZM118 255H116V256H118ZM124 255H125V254H124ZM127 255H128V254H127ZM139 255H140V254H139ZM172 255H173V254H172ZM6 256H7V254H6ZM6 256H5V257H6ZM23 256H24V255H23ZM35 256H36V255H35ZM37 256H38V255H37ZM44 256H45V253H44ZM69 256H70V254H69ZM72 256H73V255H72ZM90 256H91V255H90ZM96 256H99V255H96ZM119 256H120V255H119ZM5 257H4V258H5ZM7 257H8V256H7ZM19 257H21V256L19 255ZM29 257H30V256H29ZM40 257H41V256H40ZM45 257H46V256H45ZM45 257H44V259H43L42 257H41V258H42L43 260H45ZM61 257H62V256H61ZM67 257H68V256H67ZM80 257H81V259H82V256H80ZM87 257H88V255H87ZM87 257H86V258H87ZM102 257H103V256H102ZM112 257H113V256H112ZM112 257H110V258H112ZM123 257H124V256H123ZM131 257H132V256H131ZM134 257H135V255H134ZM165 257H166V256H165ZM175 257H176V256H175ZM179 257H180V256H179ZM46 258H47V257H46ZM76 258H78V257L76 256ZM84 258H85V256H84ZM84 258H83V259H84ZM96 258H97V257H96ZM118 258H119V257H118ZM153 258H154V256H153ZM161 258H162V257H161ZM15 259H16V258L14 257V260H15ZM17 259H18V258H17ZM28 259H29V258H28ZM35 259H36V258H35ZM65 259H66V258H65ZM68 259H69V258H68ZM73 259H74V258H73ZM100 259H101V258H100ZM115 259H117V258H114V260H115ZM162 259H163V258H162ZM166 259H167V258H166ZM174 259H175V258H174ZM5 260H6V259H5ZM11 260H12V259H11ZM11 260L9 259L8 261L10 262ZM20 260H22V259H20ZM29 260H30V259H29ZM52 260H53V259H52ZM55 260H56V259H55ZM60 260H61V259H60ZM88 260H89V259H88ZM92 260H93V259H92ZM97 260H98V258H97ZM97 260H96V262H97ZM122 260H123V259H122ZM0 261H1V260H0ZM26 261H27V260H26ZM32 261H33V260H32ZM48 261H49V260H48ZM58 261H59V260H58ZM71 261H72V260H71ZM89 261H90V260H89ZM103 261H104V260H103ZM110 261H111V260H110ZM110 261H109V262H110ZM112 261H113V260H112ZM115 261H116V260H115ZM115 261H114V262H115ZM138 261H139V260H138ZM149 261H150V260H149ZM173 261H174V260H173ZM14 262H16V261H14ZM14 262H12V263H14ZM17 262H18V261H17ZM17 262H16V264H17ZM24 262H25V261H24ZM34 262H35V261H34ZM42 262H43V261H42ZM44 262H45V261H44ZM46 262H47V261H46ZM51 262H52V261H51ZM51 262H50V263H51ZM66 262H67V261H66ZM72 262H74V261H72ZM86 262H87V260H86ZM101 262H102V261H101ZM106 262H108V260H106ZM142 262H143V261H142ZM0 263H1V262H0ZM26 263H27V262H26ZM29 263H30V262H29ZM31 263H32V262H31ZM36 263H37V262H36ZM53 263H54V262H53ZM57 263H58V262H57ZM57 263L55 262V264H57ZM63 263H64V262H63ZM68 263H69V262H68ZM68 263H67V264H68ZM78 263H79V262H78ZM84 263H85V262H84ZM97 263H99V262H97ZM116 263H117V262H116ZM116 263H115V264H116ZM150 263H151V262H150ZM6 264H7V263H6ZM9 264H10V263H9ZM19 264H20V262H19ZM23 264H24V263H23ZM42 264H43V263H42ZM47 264H48V263H47ZM60 264H61V263H60ZM64 264H65V263H64ZM70 264H71V263H70ZM76 264H77V263H76ZM87 264H88V263H87ZM104 264H107V263H105V261H104ZM117 264H118V263H117ZM128 264H129V263H128ZM144 264H145V263H144Z\"/></svg>","mask_w":264,"mask_h":264}]
</instances>
